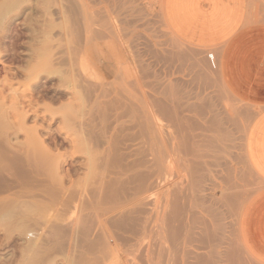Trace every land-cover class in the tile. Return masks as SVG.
<instances>
[{"label": "rangeland", "instance_id": "374dc122", "mask_svg": "<svg viewBox=\"0 0 264 264\" xmlns=\"http://www.w3.org/2000/svg\"><path fill=\"white\" fill-rule=\"evenodd\" d=\"M32 2H26L27 4V6L29 7V8H26L27 6L24 4V6H22V10L19 12L18 11V13H20L21 14V16H20V14H19V16H18V13H16V19H13L12 20V22H14V23H12L11 22V26H9L10 27V29L8 28L7 29V31H8V33L6 32L5 34H7V41L5 40L4 42V44L5 45H3L4 47V49H5V54L4 55H2V56H0V83H1V85H0V90L1 89H3V90H5L6 91V93L8 94H10V92L12 91V90H17L18 92H20L19 94H24L25 96H26V98L24 99V101H27V100H29V99H32L33 100V102H34V104H35V110H38V114L39 115H37V117H32V118H28L27 119V125H26V131L24 130V131H22V133H20L17 137H14V135H13V137L11 136V140H10V143H12V145L11 146H13V145H15L16 147H18V148H22L23 146L22 145H25L27 142H28V139L30 138V136H32V135H34V134H37L38 135V133H39V131H40V133H39V135L40 136H36V137H39V141L41 142V146H42V144H43V146L42 147H40V145H39V147H38V145H37V147H35L34 149H33V147H32V149L35 151L36 149V152L37 151H39L38 153H37V155L38 154H42L41 152H43V154L42 155H38V156H36V154L35 153H32L33 155H34V157H36L35 159L37 160V162L39 163V160L40 161H42L41 162V164H39L38 165V169H41V172H42V170H44V168L43 167H48L47 166V162L48 161H51V158L53 157L54 159L51 161V162H49V170H50V165L52 166L53 165V163L56 165V164H58V163H60L59 164V166H60V171H58V172H56V175H55V178H56V180H59L62 176H63V183H65L66 181H68L67 183L69 184H67V183H65V186H66V188L64 189L63 187H65V186H63V183L61 182H59L58 181V183H57V181H56V183L54 184V185H57V184H60V185H57V186H54V191H57V190H60V191H57V192H62V194H61V199L63 198V200L64 201H62L61 199V201H58V202H56L57 204H59V202H60V204H59V206L57 205V204H53L54 206H56L55 208H54V206L53 205H50V203L48 204H46L45 205V207H47V208H51V210L53 211V212H49V209H48V211H47V208H45L44 206H41V207H39L38 209V211L36 210H34L36 213H35V216H36V218H37V212H38V214H39V217H38V220L39 219H41V221H42V219H43V223H41L40 221H39V223H41V225H39V228H41L40 229V233H42L41 235L43 236V234H45L44 235V237H46V235L49 237V238H47V240H45V239H43L44 237H41V235H40V237L42 238H40L41 239V243H43L45 246L44 247H46V249H47V251L49 252L48 253V255L49 256H46L47 255V252L46 251H44V250H46V249H44V248H42V249H40L39 250V253L41 252V254H39V257H38V260H41V261H43V259H42V257H45L44 258V263L43 264H70V263H72V264H130V261L132 262V263H134L135 264V261H137V259L134 261V259L133 260H131V258H130V256H129V254H131V253H127V254H125V253H123V252H125V248H123L122 246H121V241L119 240V236L118 235H116V234H123L124 235V233L126 232V231H129L130 233L131 232H133L134 234L136 233V231L137 230H140L141 228H143L142 226H144L145 224H146V220L145 219H143L142 221H140L141 219L140 218H144V216H141V215H138V214H136V215H138V216H136L135 215V217H134V214L137 212V210L135 209V211H134V209H133V207L136 205V206H139V205H137V201H136V199L133 197V194H134V192H132L135 188H136V191L138 192L139 190H141V189H139V190H137L138 188L137 187H141V185L139 184L138 185V183H140V181L138 180V181H136L135 183L137 184V186H135V184L133 185V183H131V178H129L132 174H130V173H133V171H134V173H133V175L134 174H136V173H138V172H136V171H139V170H142V169H144V171H139L140 173H142V174H144L145 172L147 173H145V176L146 175H148V172H149V177H150V173H153V172H155V173H153L152 175H151V183L152 182H154V181H156L155 180V178L157 179V169L159 168L157 165H156V162H154L153 163V161H155V156H157L156 154V152H157V149H155V148H152V146H156V147H158V145H160V139H159V137H156L157 136V134H156V132H157V128H155V125H154V127H153V125H151V130H153V131H151L152 132V134H154V135H156V136H154V135H151V137L152 138H150V135H145V133L143 134V136L145 135V138L143 137V138H141L140 137V135L139 134H142L143 133V131L141 130V123L143 122V121H145V119H144V117H143V110H144V103L142 102L143 100H144V98H148L149 100L150 99H152V98H155V99H158V100H160V101H162L164 104H165V106L168 108V109H170L171 111H172V114L173 115H175V114H177L175 117V119H174V121L173 122H168V121H164V124H163V130L162 131H164L163 132V134L164 133H169L170 135H173V136H175V138L174 137H171L168 133L167 134H165L166 135V137H167V139H170L171 138V140H174L175 141V143H177V141L179 142V143H181L183 140H184V143L186 142V144L188 145V147H190V145H192V143H193V147L191 146L190 148H192V149H194L193 150V155L196 157H199V155L201 156V158H203L205 155H204V152L202 151L203 149H201L202 147H200V145L199 144H201V143H199V142H202V140L203 141H205V138L204 137H206V138H208V136L209 135H211L212 134V128H213V122H214V119H216L218 122H219V126H220V131H221V133L223 134H226V145L228 146V145H231V146H228L229 148H227V150H224V153H222L221 154V157H227L226 155H229V154H232V155H230V156H228V157H230L229 159L231 160L230 162H232V160H233V164L231 165V163L230 162H227V164H228V166H225L224 167V165H227L226 163L225 164H223V166L222 167H224V169H227L228 168V170H229V172L230 171H232L233 172V168L234 167H232V166H235V170H234V172L232 173V172H228L227 170H224V169H222L223 170V172H221V170L219 169V168H217L216 170H219V172H216V174H215V180L218 182V183H220L223 187L224 186H226V192H225V195L224 194H222V189H220V188H217L216 186V188L214 187V189H216V190H214L213 189V187H210V186H207V191H205V192H203V193H199L197 196L199 197H196L197 198V202L195 203V204H197L196 206H195V204L193 205V209H195L196 211H194L192 208H191V212H192V214H193V219L194 220H196L195 222H194V220L192 219V225L193 226H196V227H192V230H194L195 231V228H196V231H195V233L196 234H198L199 233V236L198 235H195L194 236V231H192L193 232V235H192V237H193V241L194 240H196V241H194L195 243V246L197 247V246H199V244H201V242H200V240H201V233H202V228H204V226H203V224H204V222H202L203 221V214L204 213H202L203 211H201V210H203L204 209V207L205 206H202V205H204V202H203V200H199V199H202V197L203 196H208L210 199H211V201L213 202L211 205H209L208 203V205L210 206V208L212 209V212L214 211L215 212V210L217 211V212H215L216 213V216L215 215H213V216H215V222H214V224H210V222H208L207 224V226H210V225H212V227L211 228H209V227H207V230L210 232V234H211V232L213 233V234H211V236H210V241H212L213 243L211 244L210 243V241H209V239L207 240V241H209V243L208 242H203L204 244L203 245H205L206 243L207 244H209V246H210V244L212 245L209 249H207V246L208 245H205L206 246V248L204 247V246H199V247H201V248H205V249H201V253H203V252H205V250L206 251H208V253H210V254H208L207 255V253H203V254H205V255H207V262L209 261V259H211V261H209L211 264H213L214 262H215V260H216V256H217V260H216V264H232L229 260H228V258H227V253L228 252H230V251H232V252H234V255H235V257H236V259H237V262L235 263V264H263V263H261L260 261H258L257 259H255L254 257H252L248 252H247V250L244 248V246H243V244H242V242H241V240H240V236H239V225H240V218H241V213H242V210H243V208H244V206H245V204H246V202L253 196V194L255 193V192H257L263 185H262V183H261V181L258 179V177L255 175V173H254V171H253V169H252V167H251V164H250V162L248 161V158H247V152H246V143H247V135H248V131H249V129H250V126H251V124H252V122L254 121V119H255V117L257 116V113H258V109H257V107H254L253 105H252V103H250V102H248V101H245V100H243V99H241V98H238V97H236L228 88H227V86H226V84H225V81H224V79H223V77H221L220 76V66H219V48H202V47H197V46H193V45H190V44H188V43H185L184 41H182L174 32H173V30L171 29V27H170V25H169V23H168V21H167V17H166V12H165V4H166V0H72L71 2H73V4H74V6L76 7V8H74L76 11H78V13H76V11H75V13L77 14V19L75 18V13L73 12V7H71V2H69L70 0H45V2L48 4H46V3H43L44 2V0H31ZM49 1V2H48ZM80 1V2H79ZM101 1V2H100ZM258 2H259V5H260V9H261V11L264 13V0H257ZM34 2H35V5H34ZM42 2V3H41ZM58 2V3H57ZM63 2H65V4L63 3ZM85 2H87V3H85ZM90 2V3H89ZM106 2V3H105ZM38 3V4H37ZM50 3H51V5H50ZM84 3V4H83ZM37 4V5H36ZM43 4V5H42ZM72 4V5H73ZM40 5V6H39ZM58 5V6H57ZM61 5H63L62 7H61ZM76 5H80V6H76ZM84 5H85V7H84ZM106 5V6H105ZM26 6V7H25ZM36 6V7H35ZM48 6V7H47ZM50 6V7H49ZM43 7H45V10H43ZM59 7V8H58ZM64 7V8H63ZM70 7H71V9H70ZM82 7H83V9H82ZM108 7H109V9H108ZM50 8V9H49ZM79 8V9H78ZM85 8V9H84ZM105 8V9H104ZM113 8V9H112ZM27 9V10H26ZM34 10V11H32V10ZM41 9V10H40ZM82 9V10H81ZM39 10H40V12H39ZM60 10V11H59ZM94 10H95V12H94ZM104 11V13H103V11ZM70 11H71V13H70ZM85 11V12H84ZM87 11H89V13H87ZM92 11H93V13H92ZM22 12H23V14H22ZM44 12H46V14L44 13ZM50 12H52V13H50ZM59 12L61 13H65L64 14V16H63V14L61 13V14H59ZM107 12H109L108 14H109V16H107ZM28 13V14H27ZM34 13H36V14H34ZM37 13H38V16H37ZM50 14V16H51V14H53V18H51L50 16H48V14ZM74 13V18L72 17V14ZM94 13H95V16H94ZM98 13H100V14H98ZM26 14H27V16H29V17H27L26 16ZM32 14H33V17L35 18H33V17H31L32 16ZM90 14H91V16H90ZM105 14H106V16H107V18H106V16H105ZM40 16V17H39ZM42 16V17H41ZM47 16V17H46ZM55 16H56V18H55ZM65 16H66V18H65ZM84 16V17H83ZM88 16V17H87ZM101 16L103 17V18H101ZM105 16V17H104ZM33 18V19H31V18ZM49 17H50V19H49ZM67 17L69 18V20L67 19ZM27 18H30V19H27ZM38 18H40V19H38ZM73 18V19H72ZM86 20V22L84 21V19ZM47 19V20H46ZM93 19V20H92ZM109 19V20H108ZM56 22H55V21ZM71 20V21H70ZM73 20V21H72ZM89 20V21H88ZM47 21V22H46ZM51 21L53 22L52 23V25H51ZM65 21V22H64ZM107 21V22H106ZM39 22L41 23V24H44V25H41V24H39ZM75 22V23H74ZM91 22H92V24H91ZM110 22V23H109ZM74 23V24H73ZM80 23V24H79ZM85 23H86V25L87 24H89V26L87 27L86 25H85ZM95 23V24H94ZM58 24V25H57ZM75 24H76V26H77V28L75 27ZM110 24H112V25H110ZM34 25V28L36 29L35 31H37V29L40 31H45L46 32V35H40V37L41 36H45L44 37V39H45V41L44 42H46L47 40H48V38L49 39H51V38H53L54 39V44L53 45H55V46H53L52 45V43H50L52 46H53V49L51 50L52 51V54L54 55V57L55 58H57V56L58 57H60L59 59H58V61L61 59V58H63L64 57V59L66 60H63L62 59V62L64 63H62V67H61V65H59V66H55V65H57V62L58 61H56V60H54L56 63H55V65H54V67L52 68V70H54V71H52V72H54V73H51V75H50V78H49V75H48V77L46 76V74L45 75H42L40 78H39V80H37V82L36 83H38V84H42V85H40V87H35V94L34 95H32L29 91L28 92H25L26 90H27V88L28 89H31V88H29V86L28 87H26L25 86V83H26V77H21V76H18V77H16L15 78V73L18 71V67H21L22 65H23V62L21 61L20 63H19V61L20 60H22L23 59V57H21V58H19V57H17V55L18 56H20V55H23V53L25 54V59L27 60L28 58H29V60L31 59L29 56H28V54H30V52H28L29 51V47H31V44H33L34 46V48H36V47H38V45L36 46V42L35 41H33L32 40V38H31V36H33V34L32 33H30V32H33V28H32V26ZM35 25H36V27H35ZM46 25V26H45ZM92 25V26H91ZM103 25V26H102ZM38 26V27H37ZM41 26H43V28L41 27ZM45 26V27H44ZM56 26V27H55ZM58 26V27H57ZM97 26V27H96ZM111 26H113V27H111ZM40 27V28H39ZM46 27L48 28L49 27V29H52V27H53V34L55 35H53L52 33V35L51 36H49V34H48V31H51L52 32V30H49V29H46ZM92 27V28H91ZM95 29H94V28ZM104 27V28H103ZM106 27V28H105ZM55 28V29H54ZM75 28V29H74ZM91 28V31H93V32H91L89 29ZM100 28V29H99ZM114 28V29H113ZM32 30V31H29V30ZM79 29V30H78ZM11 30V31H10ZM47 30V31H46ZM54 30H56V31H54ZM76 31V33L74 34V32ZM101 30V31H100ZM123 30V31H122ZM14 31V32H13ZM39 31H37V32H39ZM40 31V32H41ZM78 31V32H77ZM85 31H87V33L85 32ZM114 31V32H113ZM12 32V33H11ZM36 32V33H37ZM84 32V33H83ZM91 32V33H90ZM10 33V34H9ZM57 33L59 34L60 33V35L58 36L57 35ZM73 33V34H72ZM80 33V34H79ZM102 33V34H101ZM112 33H114V36H113V34ZM31 34V35H30ZM38 34V33H37ZM77 34V35H76ZM78 34H79V36H78ZM88 34V35H87ZM115 34H117L118 35V37H117V35H115ZM28 35H30V36H28ZM73 35H76L75 37L73 36ZM86 35V36H85ZM98 35V36H97ZM23 38H22V37ZM58 36V37H57ZM80 38L81 36H83V37H81V40H79V38ZM88 36V37H87ZM12 37V38H11ZM17 37V38H16ZM20 37V38H19ZM30 39H29V38ZM42 37V38H43ZM46 37H48L47 38V40H46ZM51 37V38H50ZM56 37V38H55ZM72 37V38H71ZM108 37V38H107ZM117 37V38H116ZM42 38H39V39H41L42 40ZM75 38V39H74ZM90 39V40H88V39ZM95 38V39H94ZM18 41H17V40ZM39 39H38V42H39ZM43 39V40H44ZM59 39V40H58ZM61 39V40H60ZM84 39H87V40H84ZM94 39V40H93ZM20 40V41H19ZM40 40V41H41ZM43 40L41 41V43L39 42L38 44H41V45H43V44H47V42L46 43H44L43 42ZM81 42V43H79V41ZM93 40V41H92ZM120 40V41H119ZM52 41V40H51ZM51 41H49V42H51ZM59 41H61V42H59ZM63 41V42H62ZM65 41V42H64ZM74 41H75V43H74ZM82 41H84V42H82ZM14 42V43H13ZM29 42H33V43H29ZM49 42H48V45H47V47L48 48H46V49H48V51H50L49 50V48H51L52 46L49 44ZM56 42H58V43H56ZM86 42V43H85ZM87 42H89V43H87ZM91 42V43H90ZM13 43V44H12ZM21 43V44H20ZM27 44V45H23V44ZM59 43H60V45H59ZM62 43V44H61ZM79 43V44H78ZM120 43V44H119ZM123 43V44H122ZM85 44V45H84ZM15 45H18V46H15ZM20 45H23L22 47L20 46ZM41 45H39L40 47H38V48H43ZM58 46V48H57V46ZM77 45H79V46H77ZM81 45H83V46H81ZM25 46V47H24ZM36 46V47H35ZM44 46V45H43ZM46 46V45H45ZM60 46V47H59ZM66 46V47H65ZM122 46V47H121ZM27 47V48H26ZM63 47V48H62ZM82 47H83V49H82ZM85 47V48H84ZM20 48V49H19ZM22 48V49H21ZM65 49H66V51H65ZM11 52H10V51ZM14 50H15V53H14ZM22 50H24V51H22ZM56 50V51H55ZM63 50H64V52H63ZM83 50V51H82ZM17 51H18V53H17ZM22 53V54H20V52ZM55 51V52H54ZM12 53H14V54H12ZM48 53V52H47ZM50 53V52H49ZM57 53V54H56ZM64 53V54H63ZM65 53H66V55H65ZM13 55V56H12ZM63 55V56H62ZM4 56V57H3ZM14 56H16V57H14ZM209 56H213V58H214V60L216 61V64H217V68L215 69V68H213L212 67V65H211V62H210V59H209ZM41 57V56H40ZM40 57L39 56H37L36 58L38 59H36L35 58V60L33 61L32 60V62H35V61H40V60H42V59H40ZM77 57V58H76ZM14 58V59H13ZM19 60H18V59ZM55 58H53V59H55ZM76 58V59H75ZM17 59V60H16ZM99 59V60H98ZM76 60V61H75ZM103 60V61H102ZM17 61V62H16ZM72 61H73V63H72ZM79 61V62H78ZM30 62H31V60H30ZM31 62V63H32ZM36 63V62H35ZM35 63H33V64H35ZM39 63H41V62H39ZM43 63V62H42ZM61 64V60L58 62V64ZM66 63V64H65ZM74 63L76 64L75 66H74ZM22 64V65H21ZM32 64V65H33ZM37 64V63H36ZM77 64H78V66H77ZM64 65H66V67L64 66ZM79 65H80V67H79ZM24 67H26V64H25V66ZM56 67V75H54L55 74V68ZM75 67L76 68H78V69H75ZM64 68V69H63ZM73 68H74V70H73ZM13 69V70H12ZM61 69H63V70H61ZM69 69V70H68ZM11 70V71H10ZM61 71L62 73V75L64 76V74H66L65 75V77H62L63 78V82L62 83H60L61 84V89H60V87H59V81L62 79L61 77H59V76H61V75H57V71ZM78 70H81L82 72H81V74H79L80 72H77ZM71 71H73V72H71ZM15 72V73H14ZM75 72V73H74ZM107 72H111V73H109V74H106ZM60 73V72H59ZM77 75V77L74 75ZM68 74V75H67ZM78 74H79V76H78ZM6 75L7 76H9V77H6ZM14 76V78L12 77V76ZM69 77V78H67V79H65L66 77ZM75 77V78H72V77ZM80 76H81V79H80ZM5 77L8 79V80H10L11 82H12V86H9L8 84H6V83H4V79H5ZM79 77V78H78ZM11 78V79H10ZM55 78V79H54ZM16 79V80H15ZM60 79V80H59ZM79 79V80H78ZM14 80V81H13ZM26 80V81H25ZM57 80H59V81H57ZM80 80H81V82H80ZM40 81V82H39ZM46 81V82H45ZM67 81H69V82H67ZM74 81H79L78 83L80 84V86H81V88H80V86H79V84L78 83H76V82H74ZM66 82V83H65ZM74 84H73V83ZM166 82V83H165ZM36 83H34L33 81H32V85L33 84H36ZM70 83V84H69ZM91 83H92V85L94 84L95 86H92L91 85ZM56 84V85H55ZM63 84V85H62ZM67 84V85H66ZM69 84V85H68ZM75 84L77 85V87H75ZM84 84V85H83ZM91 85V86H89V85ZM30 85H31V83H30ZM45 85V86H44ZM55 85V86H54ZM64 85H65V87H64ZM87 85H88V87L89 88H87V90H86V87H87ZM54 86V87H53ZM63 86V87H62ZM83 86V87H82ZM97 86V87H96ZM101 86V87H100ZM103 86V87H102ZM69 87V88H68ZM96 89V92L98 93V95H96V92H95V90H94V88ZM169 87V88H168ZM6 88H7V90H6ZM11 88V89H10ZM44 88V89H43ZM48 88H49V90H48ZM84 90H83V89ZM92 88H93V91H94V93H95V95H94V93H93V91H92ZM98 88V89H97ZM105 88V89H104ZM168 88V89H167ZM78 89V90H77ZM80 89H82V91H84V92H82V93H89L90 95L91 94H93V95H91V97H90V95L88 96H81L82 94L80 93L81 92V90ZM121 89V90H120ZM32 90V89H31ZM44 90V91H43ZM86 90V91H85ZM100 90V91H99ZM104 90V91H103ZM120 90V91H119ZM122 90L124 91V93L122 92ZM127 90V91H126ZM38 91V92H37ZM61 91V92H60ZM66 91V92H65ZM88 91V92H87ZM90 91V92H89ZM106 91V92H105ZM181 91V92H180ZM105 92V93H104ZM121 92V93H120ZM158 92V93H157ZM60 93V94H59ZM46 94V95H45ZM62 94V95H61ZM101 94H106V96H105V98H104V96L103 95H101ZM183 94V95H182ZM49 95V96H48ZM81 97H83L82 98V100L83 101H85L86 100V98L87 97H90L89 98V100H88V104L90 105H88L87 104V100L85 101L86 102V104H87V106H89V108L90 107H92V108H90V110L89 109H87L88 107L86 106V104H84L85 105V107H87L86 109H85V107H84V109L87 111V112H89V113H91V115H96V118H98V116H99V114H100V116H102V117H104V118H107V120H109L108 121V124L106 123L105 125H104V122H106L107 120L105 119V120H103L102 122H100L101 121V118L99 117L98 119L99 120H97V123H98V125H99V127H98V130H101V128L103 127V126H105V127H103V129H102V131H105V134L107 135V130H109V137L110 138H112V141H111V139L107 136V138H109V139H107L106 138V135H104L105 137H103L102 139H103V144L105 145H102L98 150L100 151V149H101V153L103 152V153H105V155H107V154H109V151H111V153L112 154H109V155H107L108 157L110 156V158H111V155L114 157L115 156V154L116 155H118V158L115 156V158L116 159H118L117 160V162H119V160L121 159V157H122V160H120L122 163H123V166H125L126 164H129V162H130V168H132V169H134L133 168V166H135V169H138V170H133L132 171V169H130L129 168V170H131L130 171V176H129V174H128V179H127V177L125 178V179H127L126 181L130 184V186L127 184V183H125L124 182V180L125 179H118V180H120V184H121V182H122V180H123V185H121L123 188H124V186L127 184V188H129L130 187V189H131V193L129 192L130 191V189H128V190H126V192L128 191V193H125V190L123 191V193L124 194H126V197L127 198H124V200H123V198L121 199V197L120 196H118V195H120V194H118L117 196H115V194L113 195V196H115V197H117V198H115V202H116V200H118V197H120L119 199H121V200H123V201H125L126 199L128 200V201H126V202H131L132 204H134V205H132L131 203L129 204V206H127L128 204L127 203H125V204H123V203H121V202H123V201H120V200H118V201H120L119 203H117V204H123L122 205V207H120V206H118V205H113V203L114 202H112V206L113 207H111V205H109L105 200L106 199H104V201L106 202V204L110 207V208H106V206L104 205V204H99V203H101V201H102V199H103V197H104V195H102V193L104 194V190L105 189H103V190H101V191H103L102 193H101V197H100V195H98V194H100V193H98L99 191H100V189H102V187L101 188H99V191L96 189V187H98L99 186V182L97 183L98 185H96V183H95V181H93L94 182V185L92 186L91 184H90V186L92 187H89L88 185H89V182H88V178H84V176H85V174H86V176L85 177H88L87 175V173H92L91 172V170L89 171V168H85L86 166H85V164H87V167L89 166V165H91V163H93L94 165H95V162H97L98 163V165L101 163V161H103L104 160V154H103V156L101 157L100 156V154H98L101 158H102V160L100 159V157L97 155V153L95 152H93V151H96L97 149H94V150H92V154H90V155H88L85 151H84V149H83V146L81 145V144H79L81 147V149H83L82 151H83V155H81L80 154V151H81V149H78V147H79V145H78V142H81V141H79L78 139H80L81 140V135H80V138L79 137H76L75 136V134L76 133H74V131H75V128H76V126L75 127H73L72 126V124L70 123L71 121H69V120H67V118H66V116L65 115H68V114H71V115H73L74 113V115L73 116H75L76 115V113L77 114H79L80 112H81V110L82 109H80L81 107H83V101L82 100H80V96ZM121 95V96H120ZM129 95L132 97H129ZM134 95L136 96V98L134 97ZM142 95H146L145 97L143 96L142 97ZM30 96H31V98H30ZM59 96H61L60 98H59ZM65 96V97H64ZM95 97V98H93V97ZM100 96V97H99ZM111 96V97H110ZM149 96V97H148ZM102 97V98H101ZM107 97V98H106ZM109 97V98H108ZM93 100H92V99ZM99 98H101V100H99ZM118 98V100H120V101H118V100H113V99H117ZM129 98V99H128ZM74 101H76V103L74 102L73 103V100ZM88 99V98H87ZM90 99L92 100V101H90ZM113 101H112V100ZM122 99V100H121ZM123 99H124V101H123ZM125 99H127V100H125ZM37 100V101H36ZM60 100V101H59ZM140 100H142V101H140ZM55 101V102H54ZM57 101V102H56ZM98 102L99 103V101H100V103H99V105H97V106H95V102ZM105 101V102H104ZM107 101H109V105H110V107L108 106H105L104 104L105 103H107ZM117 101H118V104H117ZM122 101L123 102H126V103H122ZM140 101V102H139ZM73 104H72V103ZM94 104H93V103ZM115 102V103H114ZM119 102H120V104H119ZM138 102V103H137ZM71 103V104H70ZM98 103H96V104H98ZM140 103H141V105L142 106H140ZM168 103H169V105H168ZM172 103V104H171ZM176 105L177 104V106H174V104ZM70 104V105H69ZM78 104V105H77ZM81 106H80V105ZM100 104H101V106H100ZM137 104H139V105H137ZM167 104V105H166ZM190 104V105H189ZM28 101H27V103H26V105H24V106H26L27 108H28ZM45 105V106H44ZM60 105L63 107V108H61L60 107ZM74 105H76L75 107H77V109H75V107H71V106H74ZM125 105V106H124ZM170 105H173L172 107L170 106ZM181 105V106H180ZM187 105V106H186ZM78 106L80 107V108H78ZM100 106V107H99ZM58 107H60L61 109H62V112H60V108H58ZM93 107H95V108H93ZM98 109H97V108ZM117 107V108H116ZM124 107H126V108H124ZM26 108V109H27ZM49 110H48V109ZM72 108V109H71ZM118 108H120V109H118ZM172 108V109H171ZM191 108V109H190ZM29 109V108H28ZM27 109V110H28ZM63 109H65V110H67L66 112H67V114L65 113V115H64V113L63 112H65V110L63 111ZM79 109V113L76 111L75 112V110H78ZM102 109V110H101ZM176 109V110H175ZM178 109V110H177ZM51 110V111H50ZM74 110V111H73ZM99 110H100V113H99ZM114 110V111H113ZM139 110H141V112H138ZM204 110V111H203ZM214 110V111H213ZM56 111H58V112H56ZM71 111V112H70ZM97 111V112H96ZM125 111H126V114H127V116L128 117H125ZM130 111H134V113H131ZM170 111V112H171ZM182 111V112H181ZM186 111V112H185ZM194 111V112H193ZM48 112V113H47ZM107 112H108V114H107ZM115 112V113H114ZM188 112H190V113H188ZM199 112V113H198ZM63 113V114H62ZM118 113V114H117ZM136 113V114H135ZM185 113V114H184ZM55 114V115H54ZM129 114V115H128ZM137 116L136 118H133V116ZM138 114V115H137ZM142 114V115H141ZM196 114H198V115H196ZM205 114V115H204ZM64 115V116H63ZM109 115V116H108ZM117 115H118V117H119V119H118V117H117ZM120 115V116H119ZM132 117H131V116ZM211 115V116H210ZM40 116V117H39ZM55 116V117H54ZM77 116H79V115H77ZM107 116V117H106ZM112 116H113V118H112ZM114 116H116V117H114ZM124 116V117H123ZM131 118H130V117ZM193 116V117H192ZM209 116H210V119H208L209 118ZM213 116V117H212ZM38 117H39V119H38ZM51 117H53V119L51 118ZM64 117V118H63ZM122 118V120H121V118ZM178 117H180L179 118V120H177V118ZM215 117V118H214ZM44 118V119H43ZM57 118V119H56ZM104 118H102V119H104ZM125 118V119H124ZM127 118V119H126ZM183 118V119H182ZM196 118V119H195ZM36 119V120H35ZM41 119V120H40ZM62 119H64V121L66 122H64ZM115 119H118L119 121L117 122ZM134 119H136V120H134ZM188 119V120H187ZM189 119H190V121H189ZM193 119V120H192ZM116 122H115V121ZM121 120V121H120ZM124 120V121H123ZM134 120V121H133ZM140 122H138V121ZM141 120H142V122H141ZM188 121L190 124H188L186 121L185 122H183V124H181V121ZM208 120V121H207ZM212 120V121H211ZM12 121V120H11ZM40 121V122H39ZM44 121V122H43ZM137 121V122H136ZM64 122V123H63ZM72 122H74V121H72ZM38 123H40V124H38ZM71 124V128L72 129H74V130H72V134H71V132H70V136H68V132L69 131H71L70 129V124ZM75 123V122H74ZM73 123V124H74ZM121 124L120 126H118V124ZM122 123H124V124H122ZM126 123V124H125ZM168 123H170V125L172 126L171 128L173 129H171L170 127H169V124ZM173 123H175V124H173ZM204 123V124H203ZM207 123H209L211 126H209V124H207ZM35 124V125H34ZM64 124V125H63ZM67 124V125H66ZM111 125L112 127H115V124H116V127H115V129L116 128H118V131H117V129H116V131H114V128L112 129V127L110 126V128H106L107 127V125ZM128 124V125H127ZM134 124V125H133ZM167 124H168V126H167ZM200 124V125H199ZM205 124H207V128L208 129H206V126H205ZM38 125V126H37ZM97 125V126H98ZM102 125V126H101ZM124 125H125V127H124ZM197 125V126H196ZM202 125V127H200ZM41 126H44V127H42L41 128ZM188 126V129H186L185 127H187ZM51 127V128H50ZM66 127V128H65ZM119 127H121L122 129H125L124 130V132H123V134L125 135V133H126V135L124 136H122V129H119ZM173 127H175V128H173ZM200 127V128H199ZM66 129V130H64V129ZM100 128V129H99ZM182 128V129H181ZM191 128V129H190ZM47 129V130H46ZM105 129V130H104ZM135 129V130H134ZM165 129V130H164ZM178 129V130H177ZM206 129V130H205ZM28 130H31V132H29ZM35 130V131H34ZM36 130H37V132L38 133H36ZM45 132H44V131ZM50 130H51V132H50ZM76 130H78V129H76ZM115 132V134H114V132ZM194 130H196V131H194ZM200 132H199V131ZM34 131V132H33ZM68 131V132H67ZM166 131V132H165ZM175 131V132H174ZM210 131V132H209ZM113 134H112V133ZM121 132V133H120ZM154 132V133H153ZM181 132V133H180ZM195 132V133H194ZM28 133V134H27ZM31 133H33L32 135H31ZM42 133V134H41ZM79 133V132H78ZM77 133V134H78ZM120 133V134H119ZM128 133V134H127ZM172 133V134H171ZM206 134V136H204L205 134ZM25 134V135H24ZM27 134V135H26ZM49 134V135H48ZM54 134V135H53ZM76 134V135H77ZM204 134V135H203ZM208 134V135H207ZM50 135H51V137H50ZM60 135V136H59ZM114 135V136H113ZM115 135L116 136H118V137H121V138H115ZM128 135H129V137H128ZM136 135V136H135ZM16 136V135H15ZM78 136H79V134H78ZM138 136V137H137ZM191 136V137H190ZM194 138H193V137ZM202 136V140H201V137ZM72 137H74L73 139H71ZM113 137L117 140V141H119V140H121V142L119 141V143H121V144H119L118 142L116 143V144H114L115 143V139H113ZM125 137V139H126V137L127 138H129V140H128V142L126 141L125 142V148L124 149H122L123 147H124V141L122 142V139ZM134 137H136L135 139H134ZM156 137V138H155ZM197 137H198V139H200L199 141H197L198 139H197ZM17 138V139H16ZM138 138H139V140H138ZM173 138V139H172ZM188 138V139H187ZM193 138V141H192V143H190L191 142V139ZM18 139H20L19 141H17ZM51 139V140H50ZM54 139V140H53ZM71 139V140H70ZM76 139V140H75ZM125 139H123V140H125ZM131 139V140H130ZM145 139V140H144ZM148 139V140H147ZM22 140L23 141H27V142H24L25 144H23L22 143ZM55 140H56V142H55ZM73 140V141H72ZM107 140V141H106ZM127 140V139H126ZM190 140V141H189ZM42 141H45V142H42ZM65 141H67V142H65ZM70 141H72L71 143H70ZM78 141V142H77ZM114 141V142H113ZM130 141V142H129ZM134 141V142H133ZM148 141H149V143L150 144H153V145H149V143H148ZM174 141H172V142H174ZM195 141H197V142H195ZM14 142V143H13ZM21 142V143H20ZM63 142V143H62ZM77 142V143H76ZM109 142V143H108ZM207 142H208V140H207ZM46 144V146H45V144ZM56 143V144H55ZM76 145H75V144ZM141 143V144H140ZM143 143V144H142ZM205 143V142H204ZM16 144H19V145H21V146H17ZM57 144H60V146L58 145V146H56ZM118 144H119V146H118ZM138 144V145H137ZM146 144H148V145H146ZM157 144V145H156ZM75 146V148L73 147V146ZM78 145V146H77ZM127 145V146H126ZM142 145H143V147H142ZM144 145H145V147H144ZM195 145V146H194ZM11 146H7V149L9 148L10 149V147ZM14 146V147H15ZM120 146L122 147L121 148V150H124V151H120ZM128 146H130V147H128ZM134 146V147H133ZM15 147V148H16ZM49 147H51V149L53 150H51ZM106 147V148H105ZM128 147V148H127ZM137 147H139L138 149H137ZM142 147V148H141ZM15 148H13V149H15ZM54 148V149H53ZM150 150H148V149ZM41 149H42V151H41ZM44 149H46V150H44ZM55 149H57V150H55ZM62 149V150H61ZM72 149H73V151H75V149H76V151H79V152H77V156H76V153H74L73 151H72ZM104 149H105V151H104ZM125 149H127V152L125 151ZM151 149H154V153H151L152 154V156L151 157H153V158H151L149 155H151L150 154V152H151ZM196 149H199L200 150V152L202 153H200L199 151H197ZM229 149V150H228ZM16 150H17V148H16ZM22 152H23V150L22 149H20ZM50 150H51V154H50ZM56 152H55V151ZM98 150H97V152H98ZM119 150V151H118ZM145 150V151H144ZM195 150H196V152L197 153H199V154H197V153H195ZM33 151V152H34ZM67 151H70L69 153L67 152ZM71 151L75 154V156L74 155H72V153H71ZM75 151V152H76ZM81 151V152H82ZM130 151V152H129ZM139 151V152H138ZM227 151V152H226ZM47 152H48V154H47ZM60 152V153H59ZM64 152V153H63ZM144 152V153H143ZM6 153V152H5ZM53 153L54 154H57L58 156H59V158H58V156H55V155H53ZM67 153V154H66ZM80 155H79V154ZM100 153V152H99ZM107 153V154H106ZM113 153H115V154H113ZM125 153H127V154H125ZM128 153H131L130 155L128 154ZM226 153V154H225ZM61 154V155H60ZM70 154H71V156H70ZM134 154V155H133ZM148 154V156L149 157H147L146 155ZM197 154V155H196ZM52 155V156H51ZM85 155H87V156H85ZM122 155V156H121ZM128 155V156H127ZM140 155V156H139ZM44 157L43 158V160H41L42 159V157ZM50 157L49 159H47L48 157ZM68 156V157H67ZM107 156L105 157L106 159H107ZM139 156V157H138ZM143 156V157H142ZM37 157H39L40 159H38ZM55 157H56V159H55ZM62 157V158H61ZM66 157V158H65ZM72 158L71 160L69 159V158ZM112 157V158H113ZM120 157V158H119ZM123 157H125L124 158V160H123ZM129 157V158H128ZM146 157L148 158V159H146ZM60 158H61V161H62V164H61V162H60ZM84 158H85V160H84ZM111 159V161H116V159ZM151 158V159H150ZM63 159V160H62ZM66 159V160H65ZM89 159H91V160H89ZM198 159V158H197ZM56 160V161H55ZM65 160V161H64ZM73 160V161H72ZM84 160V161H83ZM91 161V162H89V161ZM96 160V161H95ZM142 160L143 161H145V163H147L148 165H150V166H152V167H150V166H146L145 164H144V162H142ZM148 160V161H147ZM44 161H47V162H45V163H47V164H45L44 163ZM67 161V162H66ZM77 161V162H76ZM79 161V162H78ZM81 161V162H80ZM85 161H87L86 163H85ZM111 161H110V164H114V162L113 163H111ZM128 162V163H126V162ZM150 161H152V163L150 162ZM65 162V163H64ZM89 162V163H88ZM103 162H105V160L103 161ZM131 162L133 163V164H131ZM137 163H140V166H142L141 164L143 163L144 165H143V168L141 169V167L140 166H138V167H136V164ZM152 164H150V163ZM78 163V164H77ZM80 163V164H79ZM84 165H83V164ZM96 163V164H97ZM122 163H120V164H122ZM126 163V164H125ZM230 163V164H229ZM45 164V165H44ZM70 164V165H69ZM71 164H73V165H75V166H73V165H71ZM117 163H115L114 164V166L116 165ZM155 164V167H156V171L154 170L153 171V169L155 168L153 165ZM64 166V167H63ZM73 166V167H72ZM83 166V167H82ZM113 165H110V167H112ZM113 166V170H110V171H114V170H116L115 169V167ZM145 166V167H144ZM40 167V168H39ZM42 167V168H41ZM78 167H80L79 169H77ZM118 168L119 167H121V166H117ZM147 167H150L149 169L147 168ZM158 167V168H157ZM69 168V169H68ZM71 168V169H70ZM97 168V167H96ZM95 167H94V169H96ZM122 168V167H121ZM121 168H119L120 170H121ZM124 168V167H123ZM127 169H128V167H126ZM124 169V170H127V169ZM151 168H152V170H151ZM58 169V170H59ZM64 169V170H63ZM88 169V170H87ZM94 169H92V170H94ZM99 169V168H98ZM98 169H96V171L94 170V172L96 173H92V175L94 174L95 176L97 175V177H101V175L102 174H104V173H102V172H104L101 168V170H102V174L100 173V171L98 170ZM110 169H112V168H110ZM118 169V170H119ZM148 169V170H147ZM48 169H46L45 170V172L47 171ZM68 170V171H67ZM78 170V171H77ZM88 172H87V171ZM117 170V171H118ZM119 170V171H120ZM124 170L122 169L121 171L122 172H124ZM146 170V171H145ZM150 170V171H149ZM159 171H160V169H158ZM62 171H63V173H62ZM65 171V172H64ZM75 171H77L78 173H76ZM117 171H114V172H116L117 173ZM118 171V172H119ZM152 171V172H151ZM158 171V172H159ZM225 171H226V173H225ZM48 173H50L49 171H47ZM69 172V173H68ZM129 172V171H128ZM52 173V175L54 174L53 172H51ZM50 173V174H51ZM58 173V174H57ZM69 174V175H67V174ZM71 173V174H70ZM207 173H208V171H207ZM43 174H45V175H43ZM43 174L41 173V176L43 175V176H45V177H47V174L46 173H44L43 172ZM62 175V176H58V175ZM73 174H75L74 176H73ZM106 174V173H105ZM119 174V173H118ZM142 174H136V176H139V175H142ZM231 174H232V176L234 177V175H235V177L233 178L232 176H231ZM51 175V176H52ZM64 175H66V177L67 178H65V176ZM91 175V176H92ZM94 175L91 177L90 175V180H92V178L94 177ZM120 175V174H119ZM182 175H185V176H187L186 175V173L184 174V173H182ZM237 175V176H236ZM49 176V175H48ZM51 176H49V177H51ZM68 176H69V178H68ZM71 176V177H70ZM108 175H106V177H107ZM110 176V175H109ZM108 176V177H109ZM112 176V178H113V180L116 178L115 177V175H111ZM118 178H120V176H118V175H116ZM123 176H124V174H123ZM123 176H121V177H123ZM135 176V175H134ZM229 176V177H228ZM53 177V176H52ZM140 177V178H139ZM138 178L139 179H142V178H144V177H142V176H139ZM142 177V178H141ZM153 177V178H152ZM41 178H43V177H41ZM58 178V179H57ZM94 178H96V177H94ZM109 178H111V177H109ZM111 178V179H112ZM147 178H148V176H147ZM146 177H145V179H147ZM67 179H69V180H67ZM71 179V180H70ZM77 179H78V181H77ZM88 179V180H87ZM98 179V178H97ZM134 179H136L135 177H133V180ZM149 179V178H148ZM147 179V180H148ZM154 179V180H153ZM87 180V182L88 183H85L87 186H85V190L86 189H88L89 191L88 192H86L83 188H84V186H83V182H85ZM96 180V179H95ZM107 180V181H106ZM108 178H105V184L106 185H104V186H106V187H111V185L113 184V183H111L110 181V183H111V185H107L108 183ZM117 180V178L115 179V181ZM229 181V183H231L232 185H230L229 186V184L227 185V182H224V181ZM71 181H72V183H71ZM76 181V182H75ZM97 181H100V179L99 180H96V182ZM115 181H113V182H115ZM73 184L75 187L77 186V188H75L74 186H71V184ZM133 182V181H132ZM78 183H80V184H82L81 186H80V184H78ZM118 183V185H119V187H120V184ZM147 183L149 184L150 182H148L147 181ZM226 185H225V184ZM84 184V185H85ZM115 184H117V183H114V185ZM125 184V185H124ZM79 185V186H78ZM102 184H100V186H101ZM113 185V186H114ZM118 185L117 186H114L113 187V189H112V191L114 192V190H116V187H118ZM60 186H63V187H60ZM71 186V187H70ZM95 186V187H94ZM99 186V187H100ZM132 186V187H131ZM234 186V187H233ZM69 189H68V188ZM72 187H74V190L76 191V192H78L77 194H76V192L72 189ZM78 187H79V189L80 190H78ZM93 187H94V190L96 189L98 192H96V191H92V189H93ZM105 187V188H106ZM126 187V186H125ZM208 187H210V188H208ZM82 188V189H81ZM104 188V187H103ZM112 188V187H111ZM115 188V189H114ZM121 188V187H120ZM119 188V189H120ZM142 188V187H141ZM211 188H212V191H211ZM230 188V189H229ZM66 189H67V191H66ZM72 190V192H71V190ZM118 189V188H117ZM125 189V188H124ZM52 190V189H51ZM70 190V191H69ZM82 190H83V193H84V195H85V192L87 193L86 195H85V197L83 196V193H82ZM121 191L123 190L122 188L120 189ZM119 190V191H120ZM213 190H214V192H213ZM54 191H52L54 194H53V197H54V199H55V196L59 199V195H56L57 193H55ZM73 191H74V193H73ZM100 191V192H101ZM111 190H109L108 192H110ZM121 191H120V193H121ZM135 191V190H134ZM135 191V193H137ZM209 191H211V192H209ZM48 192H51V191H48ZM89 192H91V193H89ZM94 192H96L97 193V195H93V194H95ZM106 192H107V190H105V194H106ZM107 192V194H109ZM65 193H67V194H65ZM69 193H72L73 195V197H75L74 195L76 194V198H74L73 200L72 199H69V200H72L73 202L71 203L70 202V204L69 205H67V202L65 201V199L67 198L68 199V194ZM112 192H110V194H111ZM116 193V192H115ZM117 193H119L118 192V190H117ZM116 193V194H117ZM123 193H121L122 195H123ZM205 193H208V195L207 194H205ZM50 194V193H49ZM49 194H47L46 195V198L48 199L49 197H51L52 198V196H50ZM59 194V193H58ZM65 194V195H64ZM106 194V195H107ZM40 195V194H39ZM49 195V196H48ZM64 195V196H63ZM79 195V196H78ZM90 195L91 196H94V202H96V203H92L91 201H92V199L90 198ZM112 195V194H111ZM132 195V196H131ZM65 196H66V198H65ZM78 196V197H77ZM82 196L84 197V198H82ZM95 196H96V198H95ZM109 196V195H108ZM112 196V197H113ZM125 196V195H124ZM124 196H122V197H124ZM72 197V198H73ZM88 197V198H87ZM98 197H100V198H102V199H100L101 201H99L98 200ZM111 197V198H112ZM129 197V198H128ZM131 197V198H130ZM51 198H49V199H51ZM70 198H71V195H70ZM89 200V202H91L92 204H90V207L91 208H89V206H84V205H86V203L88 202V200ZM90 198V199H89ZM104 198H107V197H104ZM109 198V197H108ZM75 199H78V200H76L75 201ZM81 199H83V201L81 200ZM132 199H133V201L134 202H132ZM28 200V199H27ZM69 200H67V201H69ZM112 200V199H111ZM32 201V200H31ZM46 201H48V200H46ZM85 201H86V203H85ZM108 202H109V200H107ZM112 201H114V200H112ZM117 201V202H118ZM201 201L203 202V204H201ZM220 201V202H219ZM28 202H30V200H28ZM62 202V203H61ZM64 203V204H63ZM69 203V202H68ZM82 203H84V207L85 208H83V206H82ZM109 203H111V202H109ZM136 203V204H135ZM198 203H200L201 205H200V207H202V208H199V210H198V206H199V204ZM218 203V204H217ZM72 204V205H71ZM74 204V205H73ZM76 204H78V205H76ZM95 206H94V205ZM207 204H206V207H207ZM219 204H221V205H219ZM63 205H66V206H69V207H71V206H73L72 208H73V210H71V209H69L68 210V208L69 207H66V209H64L63 208ZM89 205V204H88ZM96 205H100L99 206V208H101L100 210H99V208H98V206H96ZM132 205V206H131ZM141 205V204H140ZM151 205V204H150ZM154 205V204H153ZM49 206V207H48ZM53 206V207H52ZM61 206H62V208H61ZM115 206L117 207H120L119 209L118 208H116L115 209ZM123 206H125V207H123ZM145 206V205H141L140 207H139V209L138 210H140V212H138L139 214H143L145 211H147V212H149V210L151 211V208H153L152 209V212H149L150 214H146V213H144L143 215H147V216H145L146 217V219H147V221L149 220V221H151L150 219H152V217L154 216L155 217V214H153L154 213V209H156V207H154V206H151V207H149L148 205H147V207H149L150 209H148L147 208V210H146V207H144L145 209H143V207ZM59 207V208H58ZM77 207V208H76ZM81 207V208H80ZM89 209H88V208ZM94 207H95V209H98V211H96L95 209H94ZM126 207H127V209L130 207V209H128L129 210V212H128V210L126 211V212H128V216L130 217V216H132L131 214H133V217H130V219H129V217H128V219H125V217H124V213H125V209H126ZM195 207V208H194ZM93 208V209H92ZM102 208L104 209V211L102 210ZM105 208L106 209H115L116 211H112V214H109V211L111 212V210H107L108 211V216H110V217H108L107 216V213H105L106 215L105 216H107V217H103V218H106V219H104L103 220V218H101V217H99V221H98V218H97V216H104V212H107L106 210H105ZM122 208V209H121ZM125 208V209H124ZM132 208V209H131ZM141 208H142V213H141ZM197 208V209H196ZM44 209H46V210H44ZM80 209V210H79ZM82 209H85L86 210V212H85V210H82ZM93 210V212H91L92 210ZM189 209V208H188ZM201 209V210H200ZM210 209V210H211ZM65 210H67L66 212H68L69 211V213L71 214H67L66 212V214L67 215H69V216H67V215H63L61 218H59V216H58V218H57V214H59L60 216H61V214L60 213H58V212H63L62 214H64V211ZM88 210H90V214L88 213L89 211ZM95 210V211H94ZM121 210H124V211H121ZM130 210L132 211V212H134V213H132L131 212V214L129 215V213H130ZM143 210H144V212H143ZM202 214V215H200V213L199 214H197V213H195V212H198V211ZM220 210V211H219ZM47 211V212H46ZM77 211V212H76ZM82 211H84V215H86V218L85 217H81L80 215H82ZM88 211V212H87ZM118 211V212H117ZM122 212V213H120V215H123L122 217H120L119 218V216L120 215H118L117 213H119V212ZM51 213V214H53L52 216H51V214H49V213ZM74 212H76V213H74ZM99 212V213H98ZM116 212V214L118 215V218L120 219V220H117L116 221V216L117 215H114V213ZM124 212V213H123ZM156 212V211H155ZM40 213H42V214H40ZM55 213V214H54ZM74 213V214H73ZM97 213H98V215H97ZM100 214V215H99ZM126 214V213H125ZM213 214V213H212ZM41 215V216H40ZM76 215V216H75ZM87 215L89 216V220H87L88 219V217H87ZM90 215H92V216H90ZM96 215V216H95ZM198 215V216H197ZM199 215L202 217H200V218H198L199 217ZM50 216V217H49ZM56 216V217H55ZM81 217V219H83L84 221H82L81 219H80V217ZM116 218H115V217ZM126 216V215H125ZM139 216H141V217H139ZM150 216H152V217H150ZM51 217H52V219H51ZM67 219H66V218ZM71 217H73L71 220H69ZM95 217V218H94ZM114 218L115 219V221L117 222V224L118 223H120L121 222V220H122V218L124 219V220H128V222L129 223H127V221H126V223L128 224H126V223H124L125 221H123L122 220V222L124 223V226L122 225L123 223L121 222L120 224H121V227L120 226H118L117 224V226L118 227H120V228H118L117 226H115V227H113V225L115 224V222L114 223H111V220L110 219H112V218ZM139 217V218H138ZM150 217V218H149ZM154 217H153V219H152V221L154 222V221H156L155 219H154ZM197 217V218H196ZM35 218V217H34ZM47 219V220H44V219ZM76 218H77V221H76ZM78 218L80 219V221H82V224H83V226H82V224L80 223V221H78ZM86 220H85V219ZM91 218V219H90ZM97 221V223H96V221H94V219ZM97 218V219H96ZM101 218V219H100ZM110 218V219H109ZM117 218V219H118ZM127 218V217H126ZM134 220H133V219ZM56 219V220H55ZM60 219V220H59ZM108 219V220H107ZM132 219V220H131ZM198 219V220H197ZM201 219V220H200ZM220 219V220H219ZM61 220H63V222L61 221ZM66 220V221H65ZM72 220H73V223L74 222H76V223H74V224H72ZM92 220V221H91ZM113 220V219H112ZM129 220H131V221H129ZM137 220H139V223H140V228H137L138 227V225H136V223H135V221H137ZM221 221L220 223H218L219 221ZM48 221V222H47ZM60 221V222H59ZM88 221V223H86ZM109 221V222H108ZM114 221V220H113ZM112 221V222H113ZM120 221V222H119ZM134 221V222H133ZM151 221V222H152ZM45 222V223H44ZM51 222H53L52 224H50ZM57 222H59V223H57ZM69 222H71V224L72 225H70V224H68ZM79 222V224H81V225H79V227H77L76 226V224ZM83 222H85V223H83ZM94 222V224H92V223ZM98 222H100V223H98ZM107 222V224H108V226L105 224V223ZM130 222H133V223H130ZM138 222V221H137ZM151 222L149 223V227L152 229V227H153V229H154V226H155V229H156V227L158 228V230L156 229V230H151L150 228H149V230L152 232L151 234L149 233V235H154V237H153V235H152V237L153 238H155V235L156 234H158V237L160 236V232H161V230H160V228L158 227V225L156 224H151ZM65 223V224H64ZM67 223V224H66ZM90 223V224H89ZM198 223V224H197ZM203 223V224H202ZM63 224L65 225L64 227H65V229H64V231L66 232L67 231V229H68V231H67V234L65 235H61L62 237H64L65 236V238L63 239V238H61V236L59 235L60 233L62 234V233H64V231H63V228H62V226H63ZM87 224V226H85L84 227V225H86ZM92 224V225H91ZM97 226H96V225ZM105 224V225H104ZM110 224H112V227L115 229V230H113V228H111V226H110ZM119 224V225H120ZM129 224H133V225H135L134 227H132L133 225H130V227H129ZM138 224V223H137ZM144 224V225H143ZM199 225V227L197 226V225ZM220 224V226L222 227V228H218V225ZM43 225V226H42ZM44 225H45V227H44ZM47 225V226H46ZM52 225H55L54 227H57L56 225H59L57 228H56V231H54L55 230V228L52 226ZM60 225H61V227H60ZM73 225L74 226H76V227H73ZM100 225H101V227H103L102 228V230H100L101 228H99L100 227ZM151 225H152V227H151ZM200 225H202L201 227H200ZM41 226V227H40ZM51 226H52V228H51ZM99 226V227H98ZM108 227V229H106V227ZM123 226V227H122ZM126 226H127V228H126ZM215 226V229H213V227ZM62 228V230L60 229V228ZM70 227V228H69ZM72 227V228H71ZM85 229H84V228ZM91 227H93L92 229H91V231H90V228ZM98 227V228H97ZM132 227V228H131ZM54 228V229H53ZM79 228V229H78ZM83 228V229H82ZM87 228V229H86ZM118 228V229H117ZM123 228V229H122ZM132 230H131V229ZM134 228V229H133ZM135 228H137V229H135ZM201 229L200 231H199V229ZM223 228H225L224 229V231H223ZM38 229V228H37ZM49 229V230H48ZM58 229V230H57ZM71 229V230H70ZM81 229H82V231H81ZM109 229H111V230H109ZM116 229H117V231H116ZM127 229V230H126ZM220 229V232L218 231ZM39 230V229H38ZM42 230V231H41ZM48 230V231H47ZM63 231V232H61V231ZM76 230V231H75ZM84 230H86L87 231V233L88 232H90V233H88L89 235H90V237H88L87 235H85V233H86V231H84ZM93 230V231H92ZM100 230V231H99ZM104 230V231H103ZM113 230V233H115L116 232V234H115V236H114V234L113 233H111L110 232V234L111 235H113L115 238H117L120 242H119V244H120V247H117L116 245H119V244H115V243H118V241L116 242L115 240V238L113 237V236H111V235H109L108 233V231H112ZM122 230L124 231V232H122ZM143 231L145 230V229H142ZM142 230H140L139 231V233L140 234H142L143 233V231ZM160 230V232L158 233V231ZM45 233H44V232ZM51 231H52V233H51ZM80 233H79V232ZM95 231V233H93ZM97 231V232H96ZM99 231V232H98ZM106 232V233H103V232ZM149 231V232H150ZM155 231H157L156 232V234H155ZM2 231H0V241H2V243H5V242H7V243H5L4 245H3V247H2V245H1V247H0V255L4 258H0V262H3L4 261V264L6 263V261H5V258H6V260L7 261H11V259H12V263L11 264H23L22 262H23V260H24V256H25V251H24V247H23V249H21V247L22 246H25L24 244H26V243H21L22 241H20V239L19 238H17L15 235H13V237H12V239L11 240H14V241H6V240H4V238H6L5 237V234L2 232ZM48 232H50V233H48ZM54 232V233H53ZM57 232V233H56ZM108 232V233H107ZM128 232V233H129ZM154 232V233H153ZM59 233V234H58ZM72 233V234H71ZM80 235V236H82L81 238H80V236L78 235V234ZM98 233V234H97ZM128 233H127V235H128ZM130 233H129V236H130ZM139 233L137 232V234H138V237L137 236H135V235H137V234H131V236L130 237H132L133 235H134V237L137 239V241H139V239L138 238H140V239H142V236H144V233H143V235H139ZM216 233V234H215ZM220 233V234H219ZM56 234V235H55ZM76 234V235H75ZM81 234H84V235H81ZM102 235L101 237H102V239H101V237H100V235ZM103 234L105 235V236H103ZM54 235L55 236V238H54V240L52 239L53 237L52 236ZM59 235V236H58ZM71 235V236H70ZM75 235V236H74ZM94 235H96V236H94ZM97 235H98V241H97ZM122 235V238L124 237ZM126 234H125V237L127 236ZM148 235V236H149ZM58 236V237H57ZM70 236V237H69ZM77 236V237H76ZM85 236H86V240H81L83 237L85 238ZM107 236L110 238V240H109V238H108V243L110 242V244H108L109 245V247H107L108 245H107V243H105L106 241H105V239L107 238ZM129 236H127L128 238H129ZM140 236V237H139ZM214 236V237H213ZM221 236V237H220ZM4 237V238H3ZM14 237H16V238H14ZM74 237H76V238H74ZM88 237V238H87ZM111 237H113V238H111ZM124 237V238H125ZM127 237H126V239H127ZM133 237V238H134ZM147 237V235L145 236V238ZM157 237V236H156ZM157 237V238H158ZM198 237H200V239L198 238ZM66 238H68V239H66ZM74 238V239H73ZM78 238V241H75L76 239ZM83 238V239H84ZM91 238V239H90ZM122 238H120V239H122ZM123 238V241L125 240ZM133 238H131V239H133ZM148 238V237H147ZM153 238H150V236H149V238L148 239H150V240H147V242L145 241V239L144 240H140L139 241V243L138 242H135V240H134V242H135V244L134 245H136V246H138V248H139V244L141 245L142 244V246L145 244V246H143V249H142V247H140V249H138L137 247H134V248H132V247H130L131 246V244H133V241H131L132 243H129L128 242V240H130V239H127V241L125 242V243H127L126 245L124 244V242L122 241V245L124 246H127V247H129L130 248V252H132L131 251V249H134V250H136L134 253H137L138 251L137 250H141V251H145L144 250V248H146V246H148V249L150 250V248H149V245L151 246L152 245V247L154 248H156L155 249V251L157 252V253H160V246L161 247H168L169 245V242H166V241H163V239H161V237H159L158 239L157 238H155V240L153 239ZM187 238V237H186ZM197 238H198V240H197ZM49 239V240H48ZM92 239H94V240H92ZM101 239V240H100ZM113 239H115V240H113ZM152 239V240H151ZM159 239H161V241H159L160 243L162 242V244H160V246L158 247V244L156 245V246H154L156 243H157V241L159 240ZM43 240H45V241H47L48 243L46 244ZM58 240V241H57ZM60 240V241H59ZM65 240V241H64ZM69 240V241H68ZM88 240V241H87ZM90 240V241H89ZM96 240V241H95ZM104 240V241H103ZM113 240V241H112ZM154 240V241H153ZM43 241V242H42ZM51 241H54V243H55V245H54V243L53 242H51ZM86 241V242H85ZM94 241V242H93ZM100 241H102V242H100ZM114 241H115V243H114ZM145 241V242H144ZM9 242V243H8ZM12 242V243H11ZM50 242V243H49ZM62 242V243H61ZM73 242H74V244H73ZM80 242V243H79ZM82 242V243H81ZM84 242H85V244H84ZM88 242H90V243H88ZM92 242V243H91ZM144 242V243H143ZM166 242V244L164 245V243ZM41 243H39L40 245L39 246H41V245H43V244H41ZM57 243V244H56ZM61 243V244H60ZM78 243V244H77ZM87 243V244H86ZM102 243V244H101ZM137 243H138V245H137ZM168 243V244H167ZM198 243V244H197ZM18 244H20V245H18ZM52 244V245H51ZM59 244V245H58ZM95 247V251H93L94 250V248H91V247H93L92 245ZM101 245V247L103 246H106L107 248H112V249H114V251H115V249L116 248H114V247H117V250L114 252L112 249H108V252H110V253H112L113 252V254L111 255V256H113L114 255V258L112 257L111 258V256L109 255V253L106 251V249H105V247H104V252H103V250L101 249V247H100V245ZM106 244V245H105ZM129 244H130V246H129ZM193 244V245H194ZM217 244V245H216ZM47 245V246H46ZM54 245V246H53ZM64 245V246H63ZM80 245V246H79ZM85 245V246H84ZM87 245H89V246H87ZM96 245H98V247L96 246ZM163 245V246H162ZM168 245V246H167ZM6 246V247H5ZM51 246V247H50ZM66 246V247H65ZM73 246L74 247H76L75 248V250H73L74 248H73ZM84 247V249H82L83 247ZM124 246V247H125ZM133 246V245H132ZM208 246V247H209ZM215 246H217V247H215ZM221 246V247H220ZM43 247V246H42ZM55 247V248H54ZM72 247V248H71ZM80 247H82V248H80ZM85 247H87V248H89V251L90 252H88V251H86V250H88L87 248H85ZM97 247V248H96ZM164 247V248H165ZM171 247V246H170ZM170 247H168V248H170ZM195 247V248H196ZM19 248L21 249V250H19ZM39 248H41V247H39ZM52 248H54V249H52ZM60 248V249H59ZM81 250H80V249ZM152 248V250H154ZM194 248V246L192 247V249H195ZM218 248H220V250L218 249ZM44 249V250H43ZM86 249V250H85ZM99 250V252H97L98 250ZM102 251H101V250ZM124 249V250H123ZM148 249L146 248V250L148 251ZM165 249H167V248H165ZM213 249H215L216 251H214ZM9 250V251H8ZM24 252H23V251ZM54 250V251H53ZM59 250V251H58ZM62 250V251H61ZM66 250V251H65ZM69 250V251H68ZM76 250H78V251H76ZM79 250H80V252H79ZM112 250V251H111ZM126 250H127V252H128V248H126ZM152 250H150L149 251V253H151V251ZM63 251H65V253H67V254H65V253H63ZM74 251V252H73ZM107 253H106V252ZM119 251V252H118ZM141 251H139L140 253H141ZM147 251H145V252H147ZM203 251V252H202ZM218 251H220L219 253H218ZM43 252H46L44 255L45 256H43ZM52 252V253H51ZM62 252V253H61ZM72 252H73V254H72ZM84 254H82V253ZM87 252V253H86ZM138 252V253H139ZM153 252V251H152ZM214 252V253H213ZM11 253V254H10ZM89 253V254H88ZM116 253H117V256L119 257H117L116 256ZM119 253V254H118ZM137 253V254H138ZM139 253V254H140ZM148 253V252H147ZM217 253V254H216ZM220 253H221V255H220ZM55 254V255H54ZM58 254V255H57ZM62 254V255H61ZM74 254H76L75 256H74ZM78 254V255H77ZM101 254V255H100ZM103 254V255H102ZM105 254H107V256L105 255ZM138 254V255H139ZM153 254V253H152ZM156 253L154 252V254H153V256H151L153 259H154V257L156 256V263L157 262H159L160 260H158V259H161V258H163V257H161L160 258V256L159 255H161V254H159V255H155ZM215 254V255H214ZM12 255H14V256H12ZM40 255H42V257L40 258ZM53 257H52V256ZM65 255V256H64ZM80 255V256H79ZM127 255L129 256V260H127L128 259V257H127ZM134 255V254H133ZM133 255H132V257H133ZM138 255H134V256H137V258L139 257V256H141L142 258L143 257H146V256H148L147 254H145L146 256H144L143 255V252H142V254H140L139 256ZM0 256V257H1ZM32 256V255H31ZM56 256V257H55ZM72 256V257H71ZM110 256V257H109ZM149 256H150V254H149ZM148 256V257H149ZM164 256H167L166 258H168V255L166 254H164ZM214 257V259H213V257ZM222 256H224V257H222ZM54 257H55V259H54ZM67 257V258H66ZM74 257V258H73ZM76 257L78 258V259H76ZM118 259H117V258ZM148 257H146V259H144L143 258V260H142V258H138V259H141V263L140 264H150V263H152V261H154V260H152V261H150V262H147V259H148V261H149V258ZM209 257V258H208ZM211 257V258H210ZM15 258V259H14ZM133 258H135V257H133ZM165 258V257H164ZM163 258V259H164ZM165 258V260L166 261H168L167 259ZM220 258V261L218 260ZM222 258H225V259H222ZM45 259H47V260H45ZM111 261H110V260ZM169 259V258H168ZM70 260L72 261V262H70ZM116 260V261H115ZM120 262H119V261ZM15 261V262H14ZM113 261H115V262H113ZM129 261V262H128ZM134 261V262H133ZM140 260H138V262H139ZM163 261V260H162ZM74 262V263H73ZM75 262H77V263H75ZM127 262V263H126ZM138 262H136V264L138 263ZM155 262V261H154ZM164 262V261H163ZM169 262H171L170 260H169ZM169 262L167 263V264H169ZM207 263V264H210V263ZM218 262V263H217ZM40 263V262H39ZM131 263V264H132ZM155 263V264H156ZM160 263V262H159ZM0 264H2V263H0ZM41 264H42V262H41ZM161 264H162V262H161ZM164 264H166V263H164ZM172 264V263H171ZM174 264V263H173Z\"/></svg>", "mask_w": 264, "mask_h": 264}, {"label": "bare ground", "instance_id": "6f19581e", "mask_svg": "<svg viewBox=\"0 0 264 264\" xmlns=\"http://www.w3.org/2000/svg\"><path fill=\"white\" fill-rule=\"evenodd\" d=\"M58 1V0H57ZM72 0H70L69 2H71ZM76 1V0H75ZM78 1V0H77ZM76 1V2H77ZM26 2H32L31 0H0V56H2V55H4L5 54V52L8 50H6L5 51V47L3 46V45H5L4 43V41L7 39V34H5L6 32L8 33V31H7V29L9 28L10 29V27L9 26H11V22H12V20L13 19H16L15 17L17 16L16 15V13H18V11L20 12L22 9V6H24V4L26 5L27 3ZM49 2V1H48ZM80 2V1H79ZM101 2V1H100ZM33 3V2H32ZM42 3V2H41ZM43 3H46L45 2V0H44V2ZM58 3V2H57ZM64 4H65V2H63ZM72 4H73V2H71ZM85 3H87V2H85ZM90 3V2H89ZM106 3V2H105ZM38 4V3H37ZM36 4V5H37ZM47 4V3H46ZM71 4V7H73V9L74 8H76L75 6H74V4L72 5ZM84 4V3H83ZM34 5H35V2H34ZM43 5V4H42ZM48 5V4H47ZM50 5H51V3H50ZM27 6V5H26ZM25 6V7H26ZM40 6V5H39ZM52 6V5H51ZM58 6V5H57ZM63 5H61V7H62ZM76 6H80V5H76ZM106 6V5H105ZM36 7V6H35ZM48 7V6H47ZM50 7V6H49ZM71 7H70V9H71ZM84 7H85V5H84ZM26 8H29L28 6L26 7ZM59 8V7H58ZM64 8V7H63ZM50 9V8H49ZM79 9V8H78ZM82 9H83V7H82ZM81 9V10H82ZM85 9V8H84ZM105 9V8H104ZM108 9H109V7H108ZM113 9V8H112ZM27 10V9H26ZM32 10V9H31ZM41 10V9H40ZM40 10H39V12H40ZM43 10H45V7H43ZM32 11H34V10H32ZM60 11V10H59ZM75 9L73 10V12L75 13ZM103 11V10H102ZM85 12V11H84ZM94 12H95V10H94ZM41 13V12H40ZM45 14H46V12H44ZM50 13H52V12H50ZM62 13V12H61ZM60 12H59V14H61ZM70 13H71V11H70ZM74 13L72 14V17L74 16ZM76 13H78V11H76ZM75 13V18L77 19V14ZM87 13H89V11H87ZM92 13H93V11H92ZM103 13H104V11H103ZM109 12H107V16H109V14H108ZM19 14L20 13H18V16H19ZM22 14H23V12H22ZM28 14V13H27ZM27 14H26V16H27ZM34 14H36V13H34ZM48 14V13H47ZM63 14V13H62ZM65 14V13H64ZM64 14H63V16H64ZM98 14H100V13H98ZM20 16H21V14H20ZM37 16H38V13H37ZM48 16H50V14H48ZM90 16H91V14H90ZM94 16H95V13H94ZM105 16H106V14H105ZM104 16V17H105ZM107 16H106V18H107ZM27 17H29V16H27ZM31 17H33V14H32V16ZM30 17V18H31ZM40 17V16H39ZM42 17V16H41ZM47 17V16H46ZM51 18H53V14H51V16H50ZM50 17H49V19H50ZM84 17V16H83ZM88 17V16H87ZM30 18H27V19H30ZM34 18V17H33ZM33 18H31V19H33ZM55 18H56V16H55ZM65 18H66V16H65ZM74 18V17H73ZM72 18V19H73ZM74 18V19H75ZM101 18H103L102 16H101ZM35 19V18H34ZM38 19H40V18H38ZM67 19L69 20V18L67 17ZM84 19V18H83ZM47 20V19H46ZM78 20V19H77ZM93 20V19H92ZM109 20V19H108ZM55 21V20H54ZM71 21V20H70ZM73 21V20H72ZM84 21L86 22V20L84 19ZM89 21V20H88ZM47 22V21H46ZM56 22V21H55ZM65 22V21H64ZM107 22V21H106ZM12 23H14V22H12ZM52 21H51V25H52ZM75 23V22H74ZM73 23V24H74ZM110 23V22H109ZM39 24H41L40 22H39ZM80 24V23H79ZM90 24V23H89ZM89 24H87L88 26H89ZM91 24H92V22H91ZM95 24V23H94ZM41 25H44V24H41ZM58 25V24H57ZM85 25H86V23H85ZM86 25V26H87ZM110 25H112V24H110ZM46 26V25H45ZM44 26V27H45ZM87 26V27H88ZM92 26V25H91ZM103 26V25H102ZM35 27H36V25H35ZM38 27V26H37ZM42 28H43V26H41ZM56 27V26H55ZM58 27V26H57ZM75 27L77 28V26H76V24H75ZM90 27V26H89ZM97 27V26H96ZM111 27H113V26H111ZM32 28L34 29L33 30V32H30V33H32L33 34V36H31V38H32V40L33 41H35L36 42V46L38 45V47H40L39 45H41V44H38L39 42L41 43V41L44 39V37L43 36H41L40 37V35H46V32L45 31H39L38 29H37V31H39V32H37V31H35L36 29L34 28V25L32 26ZM40 28V27H39ZM92 28V27H91ZM91 28L89 29L90 31H91ZM94 28V27H93ZM104 28V27H103ZM106 28V27H105ZM46 29H49V27L47 28L46 27ZM55 29V28H54ZM75 29V28H74ZM95 29V28H94ZM100 29V28H99ZM114 29V28H113ZM49 30H52V32L51 31H48V34H49V36H51L54 32H53V27H52V29H49ZM79 30V29H78ZM11 31V30H10ZM29 31H32L31 29L29 30ZM47 31V30H46ZM54 31H56V30H54ZM75 31V30H74ZM101 31V30H100ZM123 31V30H122ZM14 32V31H13ZM38 34H37V33ZM78 32V31H77ZM86 33H87V31H85ZM91 32H93V31H91ZM90 32V33H91ZM114 32V31H113ZM12 33V32H11ZM52 33V34H51ZM76 33V31L74 32V34ZM84 33V32H83ZM10 34V33H9ZM73 34V33H72ZM80 34V33H79ZM79 34H78V36H79ZM102 34V33H101ZM113 34V36H114V33H112ZM31 35V34H30ZM30 35H28V36H30ZM54 35V34H53ZM52 35V36H53ZM57 35L59 36L60 35V33L58 34L57 33ZM77 35V34H76ZM76 35H73L74 37L76 36ZM88 35V34H87ZM115 35H117V34H115ZM55 36V35H54ZM57 36V37H58ZM77 36V37H78ZM86 36V35H85ZM98 36V35H97ZM22 37V36H21ZM43 37V38H42ZM81 37H83V36H81ZM81 37L79 38V40H81ZM88 37V36H87ZM115 37V36H114ZM117 37H118V35H117ZM116 37V38H117ZM12 38V37H11ZM17 38V37H16ZM20 38V37H19ZM23 38V37H22ZM29 38V37H28ZM39 38H42V40L41 39H39ZM47 38L48 37H46V40H47ZM51 38V37H50ZM56 38V37H55ZM72 38V37H71ZM84 38V37H83ZM108 38V37H107ZM30 39V38H29ZM38 39H39V42H38ZM75 39V38H74ZM88 39V38H87ZM87 39H84V40H87ZM95 39V38H94ZM93 39V40H94ZM17 40V39H16ZM41 40V41H40ZM52 40V41H51ZM59 40V39H58ZM61 40V39H60ZM78 40V41H79ZM88 40H90V39H88ZM92 40V41H93ZM7 41V40H6ZM18 41V40H17ZM20 41V40H19ZM45 41V39L43 40V42ZM48 42L49 41H51V42H49V44L50 43H52V45L54 44V39L53 38H51V39H49L48 38V40H47ZM46 41V42H47ZM120 41V40H119ZM46 42H44V43H46ZM48 42H47V44H43V45H41L43 48H38V47H36V48H34L33 46V44H31V47H29V51L28 52H30V54H28V56L31 58L30 60H31V62H32V60L34 61L35 60V58L37 57V56H41L40 57V59H42V60H40V61H35V62H30V60H29V58L26 60L25 59V54L23 53V55H20V56H18L17 55V57H19V58H21V57H23V59L22 60H20L19 61V63L22 61L23 62V65L21 66V67H18L19 69H18V71L15 73L16 75H15V78L16 77H18V76H23V77H26V83H25V86L26 87H28L29 86V88H31V89H28L27 88V90L25 91V92H30L32 95H34L35 94V87L37 88V87H40V85H42V84H38V83H36L37 82V80H39V78L42 76V75H45L46 74V76L48 77V75H49V78H50V75H51V73H54V72H52V71H54V70H52V68L54 67V65H55V61L54 60H56V61H58V59L60 58V57H58L57 56V58H55L54 57V55L52 54V49H53V46H55V45H51L52 47L51 48H49V50L50 51H48V49H46V48H48L47 47V45H48ZM59 42H61V41H59ZM63 42V41H62ZM65 42V41H64ZM82 42H84V41H82ZM14 43V42H13ZM12 43V44H13ZM29 43H33V42H29ZM56 43H58V42H56ZM74 43H75V41H74ZM79 43H81L80 41H79ZM78 43V44H79ZM86 43V42H85ZM87 43H89V42H87ZM91 43V42H90ZM21 44V43H20ZM62 44V43H61ZM120 44V43H119ZM123 44V43H122ZM23 45H27V44H23ZM23 45H20L21 47L23 46ZM46 45V46H45ZM59 45H60V43H59ZM85 45V44H84ZM15 46H18V45H15ZM57 46V45H56ZM61 46V45H60ZM59 46V47H60ZM77 46H79V45H77ZM81 46H83V45H81ZM5 49H4V48ZM25 47V46H24ZM66 47V46H65ZM80 47V46H79ZM122 47V46H121ZM27 48V47H26ZM57 48H58V46H57ZM63 48V47H62ZM85 48V47H84ZM20 49V48H19ZM22 49V48H21ZM82 49H83V47H82ZM10 51V50H9ZM12 51V50H11ZM10 51V52H11ZM22 51H24V50H22ZM56 51V50H55ZM54 51V52H55ZM65 51H66V49H65ZM83 51V50H82ZM20 52V51H19ZM48 52V53H47ZM50 52V53H49ZM63 52H64V50H63ZM14 53H15V50H14ZM14 53H12V54H14ZM17 53H18V51H17ZM19 54V53H18ZM20 54H22L21 52H20ZM57 54V53H56ZM64 54V53H63ZM15 55V54H14ZM65 55H66V53H65ZM13 56V55H12ZM63 56V55H62ZM4 57V56H3ZM14 57H16V56H14ZM53 58H55V59H53ZM77 58V57H76ZM75 58V59H76ZM14 59V58H13ZM18 59V58H17ZM16 59V60H17ZM37 59V58H36ZM62 59L63 60H65L64 59V57L63 58H61L60 60H61V64L59 63L58 64V62L60 61H58L57 62V65H55V66H59V65H61V67H62ZM19 60V59H18ZM38 60V59H37ZM99 60V59H98ZM66 61V60H65ZM76 61V60H75ZM103 61V60H102ZM17 62V61H16ZM39 62H41V63H39ZM43 62V63H42ZM79 62V61H78ZM33 63H35V64H33ZM72 63H73V61H72ZM25 64H26V67H24L25 66ZM33 64V65H32ZM64 64V63H63ZM66 64V63H65ZM76 64L74 63V66H75ZM65 67H66V65H64ZM77 66H78V64H77ZM79 67H80V65H79ZM78 67V68H79ZM78 68H76L75 67V69H78ZM55 69V74L54 75H56V67L54 68ZM64 69V68H63ZM63 69H61V70H63ZM13 70V69H12ZM69 70V69H68ZM73 70H74V68H73ZM11 71V70H10ZM64 71V70H63ZM60 72V73H59ZM71 72H73V71H71ZM77 72H80L79 74H81V70H78ZM62 72L59 70V71H57V75L59 74V75H61V76H59V77H65V75L66 74H64V76L61 74ZM75 73V72H74ZM73 73V74H74ZM109 73H111V72H107L106 74H109ZM79 74H78V76H79ZM68 75V74H67ZM75 75V74H74ZM12 76V75H11ZM76 77H77V75H75ZM6 77H9V76H7L6 75ZM5 77V79H4V83H6V84H8L9 86H12V82L10 81V80H8L7 78ZM13 78H14V76H12ZM67 78H69L68 76L65 78V79H67ZM72 78H75L74 76L72 77ZM79 78V77H78ZM11 79V78H10ZM17 79V78H16ZM15 79V80H16ZM55 79V78H54ZM80 79H81V76H80ZM60 80V79H59ZM59 80H57V81H59ZM68 80V79H67ZM79 80V79H78ZM14 81V80H13ZM32 81L34 82V83H36V84H33L32 85ZM40 82V81H39ZM46 82V81H45ZM63 82V78L59 81V87H60V89H61V84L60 83H62ZM67 82H69V81H67ZM74 82H76V81H74ZM79 81H77L76 83H78ZM80 82H81V80H80ZM30 83H31V85H30ZM64 83V82H63ZM66 83V82H65ZM73 83V82H72ZM166 83V82H165ZM70 84V83H69ZM68 84V85H69ZM74 84V83H73ZM79 84V83H78ZM0 85H1V83H0ZM56 85V84H55ZM54 85V86H55ZM63 85V84H62ZM67 85V84H66ZM84 85V84H83ZM89 85V84H88ZM88 85H87V87H86V90H87V88H89L88 87ZM91 85H92V83H91ZM91 85H89V86H91ZM43 86V85H42ZM45 86V85H44ZM53 86V87H54ZM79 86H80V84H79ZM78 86V87H79ZM92 86H95L94 84L92 85ZM63 87V86H62ZM64 87H65V85H64ZM75 87H77V85L75 84ZM77 87V88H78ZM83 87V86H82ZM97 87V86H96ZM95 87V88H96ZM101 87V86H100ZM103 87V86H102ZM69 88V87H68ZM80 88H81V86H80ZM94 88V87H93ZM93 88H92V91H93ZM94 88V90H95V92H96V89ZM169 88V87H168ZM167 88V89H168ZM11 89V88H10ZM44 89V88H43ZM83 89V88H82ZM82 89H80L81 90V96H89L90 94L88 93H82V92H84V91H82ZM98 89V88H97ZM105 89V88H104ZM6 90H7V88H6ZM48 90H49V88H48ZM78 90V89H77ZM84 90V89H83ZM85 90V91H86ZM121 90V89H120ZM119 90V91H120ZM44 91V90H43ZM100 91V90H99ZM104 91V90H103ZM127 91V90H126ZM38 92V91H37ZM61 92V91H60ZM66 92V91H65ZM88 92V91H87ZM90 92V91H89ZM106 92V91H105ZM104 92V93H105ZM122 92L124 93V91L122 90ZM181 92V91H180ZM20 92H18L17 90H12L11 92H10V94L8 93H6V91L5 90H3V89H1L0 90V231H2L4 234H5V237L6 238H4V240H6V241H14V240H11L12 239V237H13V235H15L17 238H19L20 239V241H22L21 243H26V244H24L25 246H22L21 247V249H23V247H24V251H25V256H24V260H23V264H41V262H42V264L44 263V258L45 257H42V255H40V258L42 257V259H43V261H41V260H38V257H39V254H41V252L39 253V250L40 249H42V248H44V249H46V247H44L45 245L43 244V243H41L40 241H41V237H44V235L45 234H43V236L41 235L42 233H40L39 231H40V229L41 228H39V225H41V223H43V219H42V221H41V219H39L38 220V217H39V214H38V212H37V218H36V216H35V211L37 210H39L38 208L39 207H41V206H44L45 207V205L48 203H50V205H53V204H57L56 202H58V201H64L63 200V198L61 199L60 197H61V194H62V192H57V191H60V190H57V191H54L55 189H54V186H57V185H60V184H57V185H54L55 183H56V181H57V183H58V181L61 183H63V176L62 175H58L59 177L60 176H62L59 180H56V178H55V175H56V172H58V171H60V166H59V164L60 163H58V164H54L53 163V165L51 166L50 165V170H49V162H51L54 158L52 157L51 158V161H44V163L45 162H47V163H45V164H47V166L48 167H43L44 168V170H42V172H41V169H38V165L39 164H41V162L42 161H40L39 160V163L37 162V160L35 159L36 157H34V155L32 154V153H35L36 154V156H38V155H42L43 154V152H41L42 154H38L37 155V153L39 152V151H37L36 152V150L34 151L33 149L35 148V147H37V145H38V147H39V145H40V147H42L43 146V144H42V146H41V142L39 141V137H36V136H40L39 135V133H40V131H39V133L37 132V130H36V133H38V135L37 134H34V135H32L33 133H31V135L32 136H30V138L28 139V142L25 140V141H23L22 140V143L23 144H25L24 142H27L25 145H22L23 147L21 148H18V147H16L15 145H13V146H11L12 145V143H10V138H11V136L13 137V135H14V137H17L20 133H22V131H24L25 129H26V125H27V119L28 118H32L33 116L34 117H37V115H39L38 114V110H35V104H34V102H33V100L32 99H29V100H27L28 101V108L26 107V106H24V105H26V103H27V101H24V99L26 98V96L24 95V94H19ZM34 93V94H33ZM93 93H94V91H93ZM121 93V92H120ZM158 93V92H157ZM60 94V93H59ZM46 95V94H45ZM62 95V94H61ZM91 95H93V94H91ZM91 95H90V97H91ZM94 95H95V93H94ZM96 95H98V93L96 92ZM101 95H105L106 96V94H101ZM183 95V94H182ZM49 96V95H48ZM80 96V95H79ZM80 96V97H81ZM105 96H104V98H105ZM121 96V95H120ZM144 95H142V97H143ZM146 96V95H145ZM144 96V97H145ZM61 96H59V98H60ZM65 97V96H64ZM90 97H87L86 98V100H87V104L89 103L88 102V100H89V98ZM93 97V96H92ZM100 97V96H99ZM111 97V96H110ZM129 97H131L130 95H129ZM134 97L136 98V96L134 95ZM149 97V96H148ZM30 98H31V96H30ZM82 98L83 97H81L80 98V100H82ZM93 98H95V97H93ZM102 98V97H101ZM101 98H99V100H101ZM107 98V97H106ZM109 98V97H108ZM132 98V97H131ZM85 99V98H84ZM83 99V100H84ZM92 99V98H91ZM90 99V101H92ZM129 99V98H128ZM73 100V99H72ZM82 100V101H83ZM85 100V101H86ZM112 100V99H111ZM113 100H118V98L117 99H113ZM112 100V101H113ZM122 100V99H121ZM125 100H127V99H125ZM37 101V100H36ZM60 101V100H59ZM85 101H83L82 103H83V107H79L78 106V108H80V109H82L81 110V112L79 111V109L78 110H75V112L77 111L79 114H77L76 113V115L75 116H73V115H71V114H68V115H65V113L67 114V110H65V109H63V111L65 110V112H63L64 113V115L66 116V118H67V120H69V121H71L70 123L72 124V126L73 127H75L76 126V128H75V131H74V133H78L79 134V136H78V134L76 135L75 134V136L76 137H79L80 138V135H81V140L80 139H78L79 141H81V142H78V145L79 144H81L82 146H83V149H84V151L88 154V155H90V154H92V150H94V149H99L102 145H104L103 143V137H105L104 135H106L105 134V131H102V129H103V127H105V126H103L102 128H101V130H98V127H99V125H98V123H97V120H99L98 118L100 117H102V116H100V114H99V116H98V118H96V115L94 116V115H91V113H89V112H87L85 109L87 108V109H89L90 110V108H92V107H90L89 108V106L91 105H89V106H87V104H86V102ZM118 101H120V100H118ZM118 101H117V104H118ZM123 101H124V99H123ZM122 101V103H126V102H123ZM140 101H142V100H140ZM139 101V102H140ZM55 102V101H54ZM57 102V101H56ZM76 103V101H74L73 100V103ZM105 102V101H104ZM143 103H144V110L142 111L143 113V117H144V119H145V121H143L142 122V120H141V130L143 131V133L142 134H139L140 135V137L141 138H145V135L147 136V135H150V138H152L151 137V135H154V134H152V132L151 131H153V130H151V125H153V127H154V125H155V128H157V132H156V134H157V136L156 135H154V136H156V137H159V139H160V145H158V147H156V146H152V148H155V149H157V156H155V161H153V163L154 162H156V165L159 167H157L158 169H160V171L157 169V171L155 170L156 169V167H155V164L153 165L155 168L153 169V171L155 170L158 174H157V179L155 178V180L156 181H154V182H152L151 183V175L153 174V173H155V172H153V173H150V177H149V172H148V175H146L145 176V173L144 174H142V173H140L141 171H144V169H142L143 168V165L145 164L146 166L148 165L147 163H145V161H143L142 160V162H144V164L142 163L141 165L142 166H140V163H135L136 164V167H138V166H140L141 167V169L142 170H139V171H136V170H138V169H135V166H133V168L134 169H132V168H130L129 166V164H130V162H129V164H126V163H128V162H126L125 164V166H123V163L120 161V160H122V157H121V159L119 160V162H117V160L118 159H116L115 158V156L118 158V155H116L115 153H113V154H115V156L113 157L112 155H111V158H110V156L108 157L107 155H109V154H112L111 153V151H109V154H107V155H105V153H101V149H100V151L98 150V152H97V150L96 151H93L94 153L96 152L97 153V155L98 154H100V156L102 155L103 156V154H104V160H105V162H103V161H101V163L98 165V163L97 162H95V165L93 164V163H91V165H89L88 167H87V164H85V168H89V171L91 170V172L93 171L94 172V170L96 171V169H98L99 171H100V173L102 172V170L104 171V172H102V173H104V174H102L101 175V177L99 176V177H97V175L95 176L94 174V177H96V178H92V180H90V176L92 175V173L90 174V173H87L88 175V177H85L86 176V174H85V176H84V178L86 179V178H88L87 180H88V182H89V187H91L90 186V184L92 185H94V182L93 181H95V183H96V185H98L99 184V186H100V184H102L100 187L98 186V187H96V189L99 191V188H101L102 187V189H100V191L101 190H103V189H105V190H107V192L109 191V190H111L110 192H112L111 194H110V192H108L109 194H107V192H106V194H105V190H104V194L102 193L103 191H97L96 189L94 190V187H93V189H92V191L94 190V191H96V192H98V193H100V194H98V195H100V197H101V193H102V195H104V197H107V198H104L103 197V199L102 198H100V197H98V200L99 201H101L100 199H102V201H101V203H99V204H106V202L109 204V205H111V207H113L112 206V202H114L113 203V205H118V206H120V207H122V205L123 204H125V203H127L128 205L127 206H129V204L131 203V202H126V201H128L127 199L125 200V201H123L124 200V198H127L126 197V194H124L123 193V191L125 190V193H128V189H130V187L129 188H127V184L130 186V184L126 181L127 179H128V177L130 176V174H132L129 178H131V180L133 181H131V183H133V185L135 184V186H137V184L135 183L136 181H140V183H138V185L140 184L141 185V187L139 186V187H137L138 189L137 190H139V189H141V190H139L138 192L136 191V188L134 189L137 193H135V191L133 190L132 192H134V194H133V197L136 199V203H137V205H139V206H134L133 207V209H134V211H135V209L137 210V212L134 214V217H135V215L136 214H138V215H141V216H144V218H140L141 220L140 221H142L143 219H145L146 220V224L144 225V226H142L143 228H141L140 230H142V229H145L144 231H143V233H144V236H142V239H140V238H138L139 239V241L140 240H144L145 239V241L147 242V240H150V239H148L149 238V236H150V238H153L154 237V235H153V237H152V235H149V233L151 234L152 232L149 230V223L152 221V219H153V217L152 216H150V217H152V219H150L151 221H147V219H146V217L145 216H147V215H143L144 213H148V214H150L149 212H152V209L153 208H151V211L149 210V212H147L148 210H147V208L148 209H150L149 207H151V206H154V207H156V209H154L153 211H154V213L153 214H155V217H154V219L156 220V221H152L151 222V224H157L158 225V227L160 228V230H161V232H160V230L158 231V233L160 232V236L159 237H161V239H163V241H166V242H169V246L168 247H170V248H168V247H165V248H167V249H165L164 247H161L160 246V244H162V242L160 243L159 241H161V239H159L158 241H157V243L154 245V246H156L157 244H158V247L160 246V253H157L156 251H155V247L153 248L152 247V245L150 246L149 245V248H150V250H152V248L154 249V250H152L151 251V253H149V249H148V246H146V248L148 249V251L146 250V248H144V250L145 251H147V252H145V251H141V250H137L138 252L139 251H141V253L140 254H142V252H143V255L144 256H146L145 254H147L148 256H149V254H150V256L148 257V256H146V257H148L149 258V261H148V259H147V262H150V261H152V260H154V261H152V263H150V264H155L156 263V259L158 258H156V256L154 257V259L151 257V256H153V254H154V252L157 254V255H159V254H161V255H159L160 256V258L161 257H167V256H164V254L166 255H168V258H166L168 261H166L165 260V258L163 259V258H161V259H158V260H160L159 262H157L156 264H161V262H162V264H164V263H168L169 262V260L171 261V262H169V264H207L209 261H211V259H209V261L207 262V255L208 254H210V253H208V251H206L205 250V252H203V253H207V255H205V254H203V253H201V249H205L206 248V246L205 245H208L209 246V244H205V245H203L204 243L203 242H208L209 243V241H210V236H211V234H213L212 232H211V234H210V232L207 230V227H209V228H211L212 227V225H210V226H207L208 224V222H210V224L212 223V224H214V222H215V216H216V213L215 212H217L216 210H215V212L213 211L212 212V209L210 208V206L209 205H211L213 202L211 201V199L208 197V196H203L202 197V199H199V200H203V202H204V205H202V206H205L204 207V209L202 208V207H200V205L201 204H203V202L201 201V204L200 203H198L199 204V206H198V210H199V208H202L203 210H201V211H203L202 213H204L203 214V218L200 216V215H202L198 210V212H195V213H197V214H199L200 213V215H199V217L198 218H202L203 219V221L202 222H204V224H203V226H204V228H202V230L201 229H199V231L201 230L202 231V233H201V240H200V242H201V244H199V246H204L203 248H201V247H199V246H195V242L194 241H196V240H194L193 241V237H192V235H193V232L192 231H194V230H192V227H196V226H193L192 225V219H193V214H192V212H191V208L193 209V205L197 202V198L196 197H198L197 195L199 194V193H203V192H205V191H207V186H210V187H213V189H214V187L216 186L217 188H220V189H222V194H224L225 195V192L227 191L226 190V186H222L220 183H218L216 180H215V174H216V172H219V170H216L217 168H219L220 170H221V172H223V170L222 169H224V167L225 166H228V164H227V162H230L231 160V158L230 157H228V156H230V155H232V154H229V155H226L227 157H221V154L222 153H224V150H227V148H229L228 146H231V145H226V134H222L221 133V131H220V126H219V122L216 120V119H214V122H213V128H212V134L211 135H209L208 136V138H206V137H204L205 138V141H203L202 139V136L200 137L201 138V140H202V142H199V143H201V144H199L200 145V147H202L201 149H203L202 151L204 152V157L203 158H201V156L199 155V157H195L193 154V150L194 149H192V148H190L192 145H193V143H192V141H193V138L195 137H193L192 139H191V142L190 143H192V145H190V147H188V145L186 144V142L184 143V140L181 142V143H179L178 141H177V143H175V136H173V135H170L168 132V134L171 136V137H174L175 139L174 140H171V138L170 139H167V137H166V135L165 134H167V133H164L163 134V132L164 131H162L163 130V124H164V121H168V122H173L174 121V119L176 118L175 116L177 115V114H175V115H173L172 114V111L170 110V109H168L166 106H165V104L162 102V101H160V100H158V99H155V98H152V99H148V98H144V100L142 101ZM72 103V102H71ZM70 103V104H71ZM72 103V104H73ZM93 103V102H92ZM96 103H98L97 101L95 102V106H97V105H99V103H100V101H99V103L98 104H96ZM115 103V102H114ZM138 103V102H137ZM69 104V105H70ZM84 104H86V106L87 107H85V105ZM94 104V103H93ZM119 104H120V102H119ZM172 104V103H171ZM174 104V103H173ZM78 105V104H77ZM80 105V104H79ZM105 106H109L110 107V105H109V101H107V103H105L104 104ZM137 105H139V104H137ZM167 105V104H166ZM168 105H169V103H168ZM190 105V104H189ZM45 106V105H44ZM63 106V105H62ZM61 105H60V107L61 108H63ZM76 105H74V106H71V107H75ZM81 106V105H80ZM100 106H101V104H100ZM99 106V107H100ZM107 106V107H108ZM125 106V105H124ZM140 106H142L141 105V103H140ZM171 107L173 106V105H170ZM174 106H177V104L175 105L174 104ZM181 106V105H180ZM187 106V105H186ZM60 107H58V108H60ZM84 107H85V109H84ZM98 107V106H97ZM96 107V108H97ZM28 110H27V109ZM59 109L60 110V112H62V109ZM93 108H95V107H93ZM117 108V107H116ZM124 108H126V107H124ZM48 109V108H47ZM72 109V108H71ZM75 109H77V107H75ZM98 109V108H97ZM118 109H120V108H118ZM172 109V108H171ZM191 109V108H190ZM49 110V109H48ZM102 110V109H101ZM176 110V109H175ZM178 110V109H177ZM51 111V110H50ZM74 111V110H73ZM114 111V110H113ZM171 111V112H170ZM204 111V110H203ZM214 111V110H213ZM56 112H58V111H56ZM71 112V111H70ZM97 112V111H96ZM131 113H134V111L132 112V111H130ZM138 112H141V110H139ZM182 112V111H181ZM186 112V111H185ZM194 112V111H193ZM48 113V112H47ZM59 113V112H58ZM62 113V114H63ZM99 113H100V110H99ZM115 113V112H114ZM188 113H190V112H188ZM199 113V112H198ZM107 114H108V112H107ZM118 114V113H117ZM125 114H126V111H125ZM136 114V113H135ZM141 114V115H142ZM185 114V113H184ZM55 115V114H54ZM63 115V116H64ZM77 115H79V116H77ZM129 115V114H128ZM132 115V114H131ZM130 115V116H131ZM138 115V114H137ZM196 115H198V114H196ZM205 115V114H204ZM109 116V115H108ZM120 116V115H119ZM129 116V117H130ZM133 116V115H132ZM131 116V117H132ZM211 116V115H210ZM210 116H209V118L208 119H210ZM33 117V118H34ZM40 117V116H39ZM39 117H38V119H39ZM55 117V116H54ZM105 117V116H104ZM104 117H102V118H104ZM107 117V116H106ZM114 117H116V116H114ZM117 117H118V115H117ZM124 117V116H123ZM125 117H128L127 116V114L125 115ZM130 117V118H131ZM137 117V116H136ZM135 116H133V118H136ZM193 117V116H192ZM213 117V116H212ZM52 119H53V117H51ZM64 118V117H63ZM101 118V121L100 122H102L103 120H107V118H104V119H102ZM112 118H113V116H112ZM121 118V117H120ZM179 118L180 117H178L177 118V120H179ZM215 118V117H214ZM44 119V118H43ZM57 119V118H56ZM118 119H119V117H118ZM118 119H115L117 122L119 121ZM125 119V118H124ZM127 119V118H126ZM137 119V118H136ZM136 119H134V120H136ZM183 119V118H182ZM196 119V118H195ZM12 120V121H11ZM36 120V119H35ZM41 120V119H40ZM63 121H64V119H62ZM114 120V121H115ZM121 120H122V118H121ZM120 120V121H121ZM133 120V121H134ZM188 120V119H187ZM193 120V119H192ZM72 121H74V122H72ZM108 121L109 120H107L106 122H104V125L107 123L108 124ZM115 121V122H116ZM124 121V120H123ZM138 121V120H137ZM136 121V122H137ZM181 121V120H180ZM186 121V120H185ZM185 121H181V124H183V122H185ZM189 121H190V119H189ZM208 121V120H207ZM212 121V120H211ZM40 122V121H39ZM44 122V121H43ZM65 122V121H64ZM63 122V123H64ZM139 122V121H138ZM188 124H190L188 121H186ZM66 123V122H65ZM69 123V124H70ZM74 123V124H73ZM140 123V122H139ZM38 124H40V123H38ZM71 124H70V128L72 127L71 126ZM118 124V123H117ZM122 124H124V123H122ZM126 124V123H125ZM169 124V127L171 128L172 126L170 125V123H168ZM168 124H167V126H168ZM173 124H175V123H173ZM204 124V123H203ZM207 124H209V123H207ZM207 124H205V126H206V129H208L207 128ZM35 125V124H34ZM64 125V124H63ZM67 125V124H66ZM98 125V126H97ZM121 124H118V126H120ZM128 125V124H127ZM134 125V124H133ZM176 125V124H175ZM200 125V124H199ZM38 126V125H37ZM102 126V125H101ZM110 124L109 125H107V129L108 128H110ZM122 126V125H121ZM197 126V125H196ZM209 126H211L210 124H209ZM42 127H44V126H41V128ZM112 127V126H111ZM115 127H116V124H115ZM115 127H112V129L114 128V131H116V129H117V131H118V128H116L115 129ZM124 127H125V125H124ZM200 127H202V125L200 126ZM199 127V128H200ZM51 128V127H50ZM66 128V127H65ZM173 128H175V127H173ZM186 129H188V126L187 127H185ZM64 129V128H63ZM76 129H78V130H76ZM100 129V128H99ZM111 129V128H110ZM119 129H122L121 127H119ZM172 129V128H171ZM182 129V128H181ZM191 129V128H190ZM205 129V130H206ZM27 130V129H26ZM25 130V131H26ZM47 130V129H46ZM64 130H66V129H64ZM71 131H67L68 132V136H70L69 134H70V132H71V134H72V130H74V129H70ZM105 130V129H104ZM124 130L125 129H122V136L124 135L123 134V132H124ZM135 130V129H134ZM165 130V129H164ZM173 130V129H172ZM178 130V129H177ZM29 132H31V130H28ZM35 131V130H34ZM33 131V132H34ZM44 131V130H43ZM113 131V130H112ZM113 131V132H114ZM194 131H196V130H194ZM199 131V130H198ZM45 132V131H44ZM50 132H51V130H50ZM109 130H107V135H106V138H107V136L109 137ZM166 132V131H165ZM175 132V131H174ZM200 132V131H199ZM210 132V131H209ZM112 133V132H111ZM119 133V134H120ZM145 133V135L143 136V134ZM181 133V132H180ZM195 133V132H194ZM28 134V133H27ZM26 134V135H27ZM42 134V133H41ZM113 134V133H112ZM114 134H115V132H114ZM128 134V133H127ZM172 134V133H171ZM205 134V133H204ZM203 134V135H204ZM16 135V136H15ZM25 135V134H24ZM49 135V134H48ZM54 135V134H53ZM125 135H126V133H125ZM124 135V136H125ZM208 135V134H207ZM60 136V135H59ZM114 136V135H113ZM127 136V135H126ZM136 136V135H135ZM204 136H206V134L204 135ZM50 137H51V135H50ZM118 136H116L115 135V138H117ZM128 137H129V135H128ZM138 137V136H137ZM155 137V138H156ZM191 137V136H190ZM74 137H72L71 139H73ZM110 138V137H109ZM109 138H107V139H109ZM114 137H113V139H115ZM118 138H121V137H118ZM130 138V137H129ZM129 138H127L126 137V139H125V137L123 138V139H125V140H123L122 139V142L124 143V147L122 148L121 146H120V151L122 152V151H124V150H121V148L122 149H124L125 148V142L127 141L128 142V140H129ZM136 137H134V139H135ZM17 139V138H16ZM70 139V140H71ZM111 139V141H112V138H110ZM173 139V138H172ZM188 139V138H187ZM197 139H198V137H197ZM20 139H18L17 141H19ZM51 140V139H50ZM54 140V139H53ZM76 140V139H75ZM116 140V139H115ZM118 140V139H117ZM115 141V143L114 144H116L117 142L119 143V141L121 142V140H119V141ZM131 140V139H130ZM138 140H139V138H138ZM145 140V139H144ZM148 140V139H147ZM200 139H198L197 141H199ZM200 140V141H201ZM207 140H208V142H207ZM226 140V141H225ZM73 141V140H72ZM72 141H70V143L72 142ZM107 141V140H106ZM172 141H174V142H172ZM190 141V140H189ZM197 141H195V142H197ZM42 142H45V141H42ZM55 142H56V140H55ZM65 142H67V141H65ZM76 142V143H77ZM114 142V141H113ZM130 142V141H129ZM134 142V141H133ZM205 142V143H204ZM226 142V143H225ZM14 143V142H13ZM21 143V142H20ZM63 143V142H62ZM73 143V142H72ZM109 143V142H108ZM148 143H149V141H148ZM45 144V143H44ZM56 144V143H55ZM75 144V143H74ZM119 144H121V143H119ZM119 144H118V146H119ZM141 144V143H140ZM143 144V143H142ZM17 146H21V145H19V144H16ZM60 146V144H57L56 146ZM76 145V144H75ZM77 145V146H78ZM138 145V144H137ZM146 145H148V144H146ZM149 145H153V144H150L149 143ZM157 145V144H156ZM7 146H11L10 147V149L8 148L7 149ZM17 148V150H16V148ZM45 146H46V144H45ZM73 146V145H72ZM105 146V145H104ZM127 146V145H126ZM195 146V145H194ZM32 147H33V149H32ZM74 148H75V146H73ZM81 146L79 145V147H78V149H81L80 148ZM128 147H130V146H128ZM127 147V148H128ZM134 147V146H133ZM142 147H143V145H142ZM141 147V148H142ZM144 147H145V145H144ZM193 147V146H192ZM13 148H15V149H13ZM50 149H51V147H49ZM106 148V147H105ZM139 147H137V149H138ZM20 149H24L23 150V152L20 150ZM54 149V148H53ZM83 149H81V151L83 150ZM140 149V148H139ZM148 149V148H147ZM150 149V148H149ZM148 149V150H149ZM44 150H46V149H44ZM52 150V149H51ZM51 150H50V154H51ZM55 150H57V149H55ZM54 150V151H55ZM62 150V149H61ZM197 151H199L200 152V150L199 149H196ZM196 150H195V153H197L196 152ZM229 150V149H228ZM34 151V152H33ZM41 151H42V149H41ZM53 151V150H52ZM72 151H73V149H72ZM71 151V153H72V155H74L75 156V154L74 153H76V156H77V152H79V151H76V149H75V151H73L72 152ZM80 151V154L81 155H83L84 153H83V151L81 152ZM104 151H105V149H104ZM119 151V150H118ZM125 151L127 152V149H125ZM145 151V150H144ZM150 151V150H149ZM154 151V149H151V152H150V154L151 153H154L153 152ZM6 152V153H5ZM56 152V151H55ZM68 153L70 152V151H67ZM100 152V153H99ZM130 152V151H129ZM139 152V151H138ZM202 152V153H203ZM227 152V151H226ZM60 153V152H59ZM64 153V152H63ZM144 153V152H143ZM201 153V152H200ZM201 153V154H202ZM47 154H48V152H47ZM67 154V153H66ZM79 154V153H78ZM79 154V155H80ZM125 154H127V153H125ZM129 155L131 154V153H128ZM197 154H199V153H197ZM196 154V155H197ZM226 154V153H225ZM53 155H55V156H58L57 154H54L53 153ZM61 155V154H60ZM134 155V154H133ZM52 156V155H51ZM70 156H71V154H70ZM84 156V155H83ZM85 156H87V155H85ZM99 156V155H98ZM99 156V157H100ZM101 156V157H102ZM107 156V159L105 158ZM122 156V155H121ZM128 156V155H127ZM140 156V155H139ZM138 156V157H139ZM147 157H151L152 156V154L151 155H149L148 156V154L146 155ZM42 157V156H41ZM48 157V156H47ZM68 157V156H67ZM100 157V159L102 160V158ZM113 157V158H112ZM143 157V156H142ZM146 157V159H148ZM154 157V156H153ZM153 157H151V158H153ZM38 159H40L39 157H37ZM43 158L44 157H42V159L41 160H43ZM50 157H48L47 159H49ZM58 158H59V156H58ZM62 158V157H61ZM61 158H60V162H61V164H62V161H61ZM66 158V157H65ZM116 159V161L114 162V161H111V159ZM120 158V157H119ZM124 158L125 157H123V160H124ZM129 158V157H128ZM150 158V159H151ZM198 158V159H197ZM230 158V159H229ZM55 159H56V157H55ZM70 160L72 159L71 157L69 158ZM57 160V159H56ZM55 160V161H56ZM63 160V159H62ZM66 160V159H65ZM64 160V161H65ZM84 160H85V158H84ZM83 160V161H84ZM89 160H91V159H89ZM88 160V161H89ZM234 160V159H233ZM233 160H232V162H230L231 163V165L233 164ZM73 161V160H72ZM92 161V160H91ZM91 161H89V162H91ZM94 161V160H93ZM92 161V162H93ZM96 161V160H95ZM110 161H111V163H113L114 162V164L115 163H117L115 166H114V164H110ZM148 161V160H147ZM67 162V161H66ZM77 162V161H76ZM79 162V161H78ZM81 162V161H80ZM87 161H85V163H86ZM88 162V163H89ZM151 163H152V161H150ZM149 162V163H150ZM43 163V162H42ZM65 163V162H64ZM97 163V164H96ZM120 163H122V164H120ZM150 163V164H151ZM152 163V164H153ZM227 164V165H224V167H222L223 166V164ZM229 163V164H230ZM44 164V165H45ZM78 164V163H77ZM80 164V163H79ZM83 164V163H82ZM131 164H133L132 162H131ZM151 164V165H152ZM70 165V164H69ZM71 165H73V164H71ZM84 165V164H83ZM110 165H113L114 167H115V169L116 170H114V171H117L119 168H121V170L123 169H125L126 167H128V169L127 170H124V172H122L120 169V171L118 172L117 171V173L116 172H114V171H110V170H113L114 168H113V166L112 167H110ZM129 165V166H128ZM73 166H75V165H73ZM72 166V167H73ZM117 166H121V167H117ZM148 166H150V165H148ZM64 167V166H63ZM83 167V166H82ZM94 167L96 168V169H94ZM124 167V168H123ZM145 167V166H144ZM150 167H152V166H150ZM150 167H147L148 169L150 168ZM232 167H234L233 169L235 170V166H232ZM40 168V167H39ZM42 168V167H41ZM80 167H78L77 169H79ZM102 170H101V169ZM110 168H112V169H110ZM129 168L130 169H132V171L133 170H135L136 172H138V173H136V174H142V175H139V176H142V177H144V178H142V179H139L140 177L139 176H136V174H134L133 175V173H134V171H133V173H130V171L131 170H129ZM153 168V167H152ZM152 168H151V170H152ZM222 168V169H221ZM226 168V167H225ZM46 169H48L47 171H49L50 173L51 172H53L54 174L52 175V173L50 174V173H48L47 171L45 172V170ZM59 169V170H58ZM69 169V168H68ZM71 169V168H70ZM92 169H94V170H92ZM147 169V170H148ZM64 170V169H63ZM88 170V169H87ZM86 170V171H87ZM224 170H227L228 172H229V170H228V168L227 169H224ZM234 170H233V172H234ZM68 171V170H67ZM78 171V170H77ZM77 171H75L76 173H78ZM129 171V172H128ZM131 171V172H132ZM146 171V170H145ZM150 171V170H149ZM159 171V172H158ZM207 171H208V173H207ZM43 172L44 173H46L47 174V177H45V176H43V175H45V174H43ZM65 172V171H64ZM88 172V171H87ZM152 172V171H151ZM230 172H232V171H230ZM229 172V173H230ZM232 172V173H233ZM41 173L43 174L42 176H41ZM59 173V172H58ZM57 173V174H58ZM62 173H63V171H62ZM69 173V172H68ZM95 173V172H94ZM106 173V174H105ZM120 175H119V174ZM130 173V174H129ZM182 173H186V175L187 176H185V175H182ZM225 173H226V171H225ZM235 173V172H234ZM67 174V173H66ZM71 174V173H70ZM79 174V173H78ZM96 174V173H95ZM123 174H124V176H123ZM128 174H129V176H128ZM147 174V173H146ZM156 174V173H155ZM51 176V177H49V176ZM67 175H69V174H67ZM75 174H73V176H74ZM90 175V176H89ZM92 175V176H93ZM106 175H110L109 177H111L112 178V176L111 175H115V177L117 178V180L115 181V179L113 180V178L111 179V178H109L108 176L106 177ZM116 175H118V176H120V178H118ZM65 176V178H67L66 177V175H64ZM91 176V177H92ZM121 176H123V177H121ZM147 176H148V178H147ZM231 176H232V174H231ZM237 176V175H236ZM41 177H43V178H41ZM71 177V176H70ZM127 177V179H125V178ZM133 177H135L136 179H134L133 180ZM139 177V178H138ZM145 177L148 179H145ZM229 177V176H228ZM233 177V176H232ZM234 177H235V175H234ZM233 177V178H234ZM68 178H69V176H68ZM98 178V179H97ZM105 178H108L109 180H108V184L107 185H111V183H113L112 185H111V187H106V186H104V185H106L105 184ZM125 179L124 180V182L125 183H127L125 186H124V188L121 186V185H123V180H122V182H121V184L119 183L120 182V180L121 179ZM153 178V177H152ZM236 178V177H235ZM58 179V178H57ZM99 180L100 179V181H97L96 182V180ZM118 179H120V180H118ZM138 179V180H137ZM67 180H69V179H67ZM71 180V179H70ZM87 180L85 181V182H83L84 184L85 183H88L87 182ZM111 180V181H110ZM136 180V181H135ZM151 180V181H150ZM154 180V179H153ZM77 181H78V179H77ZM107 181V180H106ZM111 183H110V182ZM113 181H115V182H113ZM119 181V182H118ZM147 181L148 182H150L149 184L147 183ZM68 181H66L65 183H67ZM76 182V181H75ZM99 182V183H98ZM224 182H227L226 180L224 181ZM65 183H63V186H65ZM70 183V182H69ZM71 183H72V181H71ZM70 183V184H71ZM98 183V184H97ZM114 183H117V184H115L114 185ZM118 183L120 184V187L123 189L122 191L120 190L121 188L119 187V185H118ZM68 184V183H67ZM74 184V183H73ZM73 184H71V186H74ZM78 184H80V183H78ZM83 184V186H84V190H85V186H87L86 184L84 185ZM225 184V183H224ZM229 184V186L230 185H232L231 183H229V181L227 182V185ZM69 185V184H68ZM82 184H80V186H81ZM92 185V186H93ZM117 186L118 185V187H116V190H114V192L112 191V189H113V187L114 186ZM226 185V184H225ZM63 186H60V187H63ZM70 186V187H71ZM79 186V185H78ZM69 187V188H70ZM75 187V186H74ZM74 187H72V189L74 190ZM82 187V186H81ZM104 187V188H103ZM106 187V188H105ZM132 187V186H131ZM210 187H208V188H210ZM215 187V188H216ZM234 187V186H233ZM64 189L66 188V186L65 187H63ZM68 188V187H67ZM68 188V189H69ZM75 188H77V186L75 187ZM92 188V187H91ZM118 188V189H117ZM120 188V189H119ZM52 189V190H51ZM54 189V190H53ZM82 189V188H81ZM89 189V188H88ZM88 189H86L85 191L86 192H88L89 190ZM115 189V188H114ZM132 189V188H131ZM131 189H130V193H131ZM230 189V188H229ZM71 190V189H70ZM69 190V191H70ZM78 190H80L79 189V187H78ZM117 190H118V192L119 193H117ZM121 191V193H123V195L120 193V191ZM126 190H128L127 192H126ZM214 190H216V189H214ZM214 190H213V192H214ZM48 191H51V192H48ZM52 191H54L55 193H57L56 195H59V199L55 196V199H54V197H53V192ZM66 191H67V189H66ZM75 191V190H74ZM74 191H73V193H74ZM211 191H212V188H211ZM211 191H209V192H211ZM68 192V191H67ZM71 192H72V190H71ZM76 192V191H75ZM79 192V191H78ZM78 192H76V194L78 193ZM85 192V195L87 194ZM96 192H94L95 194H93V195H97V193ZM117 194H116V193ZM208 192V191H207ZM50 193V194H49ZM59 193V194H58ZM82 193H83V190H82ZM89 193H91V192H89ZM115 194V196H117L118 194H120V195H118V196H120L121 197V199L123 198V200H121V199H119L120 197H118V200H120V201H123V202H121V203H123V204H117V203H119L120 201H118V200H116V202H115V198H117V197H115V196H113L114 194ZM40 194V195H39ZM47 194H49L50 196H52V198L51 197H49V198H51V199H47L46 198V195ZM65 194H67V193H65ZM64 194V195H65ZM76 194L74 195L75 197H73L72 195V193H69L68 195V199L66 198V196H65V201L67 202V205H69L70 204V202L72 203L74 200V198H76ZM79 194V193H78ZM205 194H207L208 195V193H205ZM48 195V196H49ZM55 195V194H54ZM63 195V196H64ZM70 195H71V198H70ZM85 195H84V193H83V196L85 197ZM109 195V196H108ZM125 195V196H124ZM79 196V195H78ZM77 196V197H78ZM82 196V198H84ZM113 196V197H112ZM122 196H124V197H122ZM132 196V195H131ZM73 197V198H72ZM109 197V198H108ZM112 197V198H111ZM88 198V197H87ZM86 198V199H87ZM90 198L92 199V203L94 202L93 200V198H94V196H91L90 195ZM89 198V199H90ZM95 198H96V196H95ZM129 198V197H128ZM131 198V197H130ZM199 198V197H198ZM30 200V202H28V200ZM61 199V200H60ZM69 199H72V200H69ZM97 199V198H96ZM104 199H106L105 201H104ZM114 200V201H112V200ZM32 200V201H31ZM46 200H48V201H46ZM67 200H69V201H67ZM76 200H78V199H75V201ZM82 201H83V199H81ZM88 200V199H87ZM107 200H109V202H111V203H109ZM118 201V202H117ZM135 201V200H134ZM133 201V199H132V202H134ZM69 202V203H68ZM84 202V201H83ZM91 202H89V200H88V202L86 203V201H85V203H86V205H84V203H82V206L84 205V206H89V208H91L90 207V204H92ZM97 202V201H96ZM96 202H94V203H96ZM220 202V201H219ZM62 203V202H61ZM135 203V204H136ZM209 205H208V204ZM59 204H60V202H59ZM59 204H57L58 206H59ZM64 204V203H63ZM89 204V205H88ZM104 204V205H105ZM132 204V203H131ZM145 205L144 207H146V210L147 211H145L144 212V210H143V214H139L138 212H140V210H138L139 209V207L141 206V205ZM151 204V205H150ZM154 204V205H153ZM206 204H207V207H206ZM218 204V203H217ZM72 205V204H71ZM74 205V204H73ZM76 205H78V204H76ZM94 205V204H93ZM107 205V204H106ZM105 205V206H106ZM132 205H134V204H132ZM131 205V206H132ZM147 205L149 206V207H147ZM197 204H195V206H196ZM219 205H221V204H219ZM54 206V205H53ZM52 206V207H53ZM83 206V208H85ZM95 206V205H94ZM96 206H98V205H96ZM100 206V205H99ZM99 206H98V208H99ZM116 207L115 206V209L116 208H120V207ZM43 207V208H44ZM49 207V206H48ZM56 206H54V208H55ZM66 207H69V206H66V205H63V208L64 209H66ZM73 206H71V207H69L68 208V210L69 209H71ZM110 208L108 205L106 206V208ZM123 207H125V206H123ZM143 207V206H142ZM143 207V209H145ZM42 208V207H41ZM42 208V209H43ZM45 208H47V207H45ZM59 208V207H58ZM61 208H62V206H61ZM77 208V207H76ZM81 208V207H80ZM88 208V207H87ZM88 208V209H89ZM105 208V210L107 211V210H111V212L109 211V214H112V211H116L115 209L113 210L112 208L111 209H106ZM189 208V209H188ZM195 208V207H194ZM36 209V210H35ZM48 209L49 208H47V211H48ZM93 209V208H92ZM91 209V210H92ZM94 209H95V207H94ZM101 208H99V210H100ZM122 209V208H121ZM125 209V208H124ZM128 209H130V207L128 208ZM127 209V207H126V209H125V213H124V217H125V219H128V212H129V210ZM132 209V208H131ZM197 209V208H196ZM211 209V210H210ZM35 210V211H34ZM44 210H46V209H44ZM71 210H73V208L71 209ZM80 210V209H79ZM82 210H85V209H82ZM96 211H98V209H95ZM94 210V211H95ZM102 210L104 211V209L102 208ZM120 210V209H119ZM128 210V212H126ZM194 211H196L195 209H193ZM46 211V212H47ZM53 212L52 210H51V208L49 209V212ZM67 210H65L64 211V214H62L63 212H58V213H60L61 214V216L59 215V214H57L56 216H57V218H58V216H59V218H61L63 215L65 216V215H67L68 213H69V211L68 212H66ZM89 211V212H88ZM87 212L90 214V210H88ZM121 211H124V210H121ZM119 212V213H117L118 215H120V213H122V212ZM133 211V210H132ZM131 210H130V213H129V215L131 214V212H132ZM156 211V212H155ZM220 211V210H219ZM48 212V213H49ZM67 214H66V213ZM77 212V211H76ZM76 212H74V213H76ZM85 212H86V210H85ZM91 212H93V210L91 211ZM118 212V211H117ZM73 213V214H74ZM84 213V211H82V215H80L81 217L85 214H83ZM99 213V212H98ZM98 213H97V215H98ZM105 213H107V216L109 215L108 214V211L107 212H104L103 214H104V216L102 215V216H97V218H98V221H99V217H101V218H103V217H107V216H105L106 214ZM114 213V212H113ZM132 213H134V212H132ZM141 213H142V208H141ZM213 213V214H212ZM40 214H42V213H40ZM49 214H51V213H49ZM55 214V213H54ZM70 214V213H69ZM72 214V213H71ZM70 214V215H71ZM116 214V212L114 213V215H117ZM43 215V214H42ZM53 214H51V216H52ZM100 215V214H99ZM118 215L116 216L117 218H118ZM126 215V216H125ZM132 216H130V217H133V214H131ZM138 215H136V216H138ZM151 215V214H150ZM213 215H215V216H213ZM41 216V215H40ZM55 216V217H56ZM63 216V217H64ZM67 216H69V215H67ZM76 216V215H75ZM79 216V217H80ZM90 216H92V215H90ZM96 216V215H95ZM111 216V215H110ZM110 216H108V217H110ZM123 215H120L119 216V218L120 217H122ZM141 216H139V217H141ZM198 216V215H197ZM35 217V218H34ZM50 217V216H49ZM62 217V218H63ZM81 217H80V219H81ZM83 217H85L86 218V215H84ZM87 217H88V219L87 220H89V216L87 215ZM115 217V216H114ZM115 217V218H116ZM127 217V218H126ZM130 217H129V219H130ZM138 217V218H139ZM148 217V216H147ZM149 217V218H150ZM66 218V217H65ZM73 217H71L69 220H71ZM84 218V219H85ZM95 218V217H94ZM93 218V219H94ZM96 218V219H97ZM100 218V219H101ZM112 218V217H111ZM116 218V221L117 220H120L119 218L117 219ZM197 218V217H196ZM51 219H52V217H51ZM67 219V218H66ZM80 219L78 218V221H80ZM91 219V218H90ZM104 219H106V218H103V220ZM110 219V218H109ZM114 221H113V220ZM112 219H110L111 220V223H114L115 222V224L113 225V227H115V226H120L121 227V222H122V220L123 221H125L124 223H126V221H127V223H129L128 222V220H124L123 218H122V220H121V222L120 223H118L117 224V222L115 221V219L114 218H112ZM133 219V218H132ZM131 219V220H132ZM135 219V218H134ZM133 219V220H134ZM44 220H47L46 218L44 219ZM56 220V219H55ZM60 220V219H59ZM82 221H84L83 219H81ZM86 220V219H85ZM108 220V219H107ZM131 220H129V221H131ZM194 220V219H193ZM198 220V219H197ZM201 220V219H200ZM220 220V219H219ZM218 220V221H219ZM39 221L41 222V223H39ZM62 222H63V220H61ZM66 221V220H65ZM76 221H77V218H76ZM82 221H80V223L82 224ZM92 221V220H91ZM94 221H96L95 219H94ZM105 221V220H104ZM113 221V222H112ZM138 221V222H137ZM137 221H135V223H136V225H138V227L137 228H140V223H139V220H137ZM196 220H194V222H195ZM48 222V221H47ZM60 222V221H59ZM59 222H57V223H59ZM109 222V221H108ZM134 222V221H133ZM133 222H130V223H133ZM221 221H219L218 223H220ZM45 223V222H44ZM53 222H51L50 224H52ZM74 223H76V222H74ZM73 223V220H72V224H74ZM83 223H85V222H83ZM86 223H88V221L86 222ZM92 223V222H91ZM96 223H97V221H96ZM98 223H100V222H98ZM105 223V222H104ZM123 223V222H122ZM124 223L122 224L123 226H124ZM126 223V224H127ZM138 223V224H137ZM65 224V223H64ZM63 224V226H62V228H63V231H64V229H65V225ZM67 224V223H66ZM68 224H70V225H72L71 224V222H69ZM79 222L76 224V226L77 227H79V225H81V224H79ZM90 224V223H89ZM92 224H94V222L92 223ZM91 224V225H92ZM107 226H108V224H107V222L105 223ZM104 224V225H105ZM117 224V225H116ZM120 224V225H119ZM134 224V223H133ZM133 224H129V227H130V225H133ZM198 224V223H197ZM196 224V225H197ZM221 224V223H220ZM220 224L218 225V228H222L221 226H220ZM75 225V224H74ZM73 225V227H76V226H74ZM96 225V224H95ZM128 225V224H127ZM43 226V225H42ZM47 226V225H46ZM53 227L55 226V225H52ZM52 226H51V228H52ZM57 227L59 226V225H56ZM82 226H83V224H82ZM85 226H87V224L86 225H84V227ZM97 226V225H96ZM110 226H111V228H113L112 227V224H110ZM117 226V227H118ZM122 226V227H123ZM135 225H133L132 227H134ZM198 227H199V225H197ZM202 225H200V227H201ZM41 227V226H40ZM44 227H45V225H44ZM57 227H54L55 228V230L54 231H56V228ZM60 227H61V225H60ZM59 227V228H60ZM83 227V228H84ZM99 227V226H98ZM97 227V228H98ZM106 227V226H105ZM109 227V226H108ZM108 227H106V229H108ZM120 227H118V228H120ZM131 227V228H132ZM151 227H152V225H151ZM39 230H38V229ZM53 228V229H54ZM62 228H60L61 230H62ZM70 228V227H69ZM72 228V227H71ZM82 228V229H83ZM90 228V227H89ZM93 227H91L90 228V231H91V229H92ZM99 228H101L100 230H102V228L103 227H101V225H100V227ZM116 228V227H115ZM117 228V229H118ZM126 228H127V226H126ZM130 228V229H131ZM137 228H135V229H137ZM79 229V228H78ZM82 229H81V231H82ZM85 229V228H84ZM87 229V228H86ZM117 229H116V231H117ZM123 229V228H122ZM134 229V228H133ZM151 229V228H150ZM156 229L158 230V228L156 227ZM155 229V226H154V229H153V227H152V229L151 230H156ZM213 229H215V226L213 227ZM224 229L225 228H223V231H224ZM49 230V229H48ZM47 230V231H48ZM58 230V229H57ZM60 230V231H61ZM66 230V229H65ZM71 230V229H70ZM99 230V231H100ZM109 230H111V229H109ZM113 230H115L114 228H113ZM113 230L112 231H108L107 233L109 234V235H111L110 234V232L111 233H113ZM127 230V229H126ZM132 230V229H131ZM140 230H137L136 231V233L135 234H137V232L139 233V231ZM42 231V230H41ZM63 231H61V232H63ZM67 231H68V229H67ZM67 231L65 232L64 231V233H58L60 236L61 235H64L65 233L67 234ZM76 231V230H75ZM80 231V232H81ZM84 231H86V230H84ZM93 231V230H92ZM98 231V232H99ZM104 231V230H103ZM102 231V232H103ZM150 231V232H149ZM195 231H196V228H195ZM195 231H194V233H195ZM200 231V232H201ZM219 232H220V229L218 230ZM1 232V233H2ZM44 232V231H43ZM69 232V231H68ZM79 232V231H78ZM79 232V233H80ZM97 232V231H96ZM122 232H124L123 230H122ZM129 231H126L125 233H124V237H125V234L127 235V233H128ZM156 232L157 231H155V234H156ZM225 232V231H224ZM45 233V232H44ZM48 233H50V232H48ZM51 233H52V231H51ZM54 233V232H53ZM57 233V232H56ZM88 233H90V232H88ZM87 233V231H86V233H85V235H89ZM93 233H95V231L93 232ZM103 233H106V232H103ZM130 233V232H129ZM129 233H128V235L127 236H129ZM143 233L142 234H140L139 233V235H143ZM154 233V232H153ZM65 234V235H66ZM72 234V233H71ZM78 234V233H77ZM92 234V233H91ZM90 234V235H91ZM98 234V233H97ZM114 234V236H115V234H116V232L115 233H113ZM131 234H134L133 232H131L130 233V236H131ZM134 234V235H135ZM216 234V233H215ZM220 234V233H219ZM40 235H41V237H40ZM48 235V234H47ZM46 235V237L47 238H49L48 236ZM56 235V234H55ZM58 235V236H59ZM76 235V234H75ZM74 235V236H75ZM79 235V234H78ZM81 235H84V234H81ZM90 235L88 236V237H90ZM93 235V234H92ZM100 235V234H99ZM116 235H120L119 236V240L121 241V246L123 247V248H125V252H123V253H125V254H129V253H131V254H129V256H130V258H131V260H133L134 259V261L137 259V261H135V264H136V262H138V260H140L137 264H140L142 261H141V259H138L139 257L140 258H142L141 256H139L137 253H134L136 250H134L135 248L134 247H137L138 248V246H136V245H134L135 244V242H138L139 243V241H137V239L134 237V235L132 236V237H130L129 236V238L127 237V239H130V240H128V242L129 243H132L131 241H133V244H131V246H130V244H129V246L130 247H132V248H134V249H131V251L132 252H130L129 250H130V248L129 247H127V246H125L127 243H125L126 241H127V239H126V237L124 238L125 240L123 241V238H122V235L121 234H116ZM147 235V237L145 238V236ZM149 235V236H148ZM195 235H198L199 236V233L198 234H194V236ZM52 236V235H51ZM54 236V235H53ZM52 236V237H53ZM57 236V237H58ZM71 236V235H70ZM69 236V237H70ZM80 236V235H79ZM94 236H96V235H94ZM102 235H100V237H101ZM103 236H105L104 234H103ZM111 236H113V235H111ZM113 236V237H114ZM135 236H137L138 237V234L137 235H135ZM158 237V234H156L155 235V238H157ZM16 237H14V238H16ZM46 237H44L43 239H45ZM77 237V236H76ZM76 237H74V238H76ZM82 236H80V238H81ZM87 237V238H88ZM110 237V236H109ZM108 236H107V238L105 239V243H107V245L108 244H110V242L108 243V238H109ZM113 237H111V238H113ZM134 237V238H133ZM140 237V236H139ZM158 237V238H159ZM187 237V238H186ZM214 237V236H213ZM221 237V236H220ZM41 238V239H40ZM47 238L45 239V240H47ZM51 238V237H50ZM54 238H55V236L52 238L53 240H54ZM61 238H65V236L64 237H62L61 236ZM73 238V239H74ZM84 238V237H83ZM81 239V240H86V236H85V238L84 239ZM115 238V237H114ZM120 238H122V239H120ZM131 238H133V239H131ZM144 238V239H143ZM155 238H153L154 240H155ZM157 238V239H158ZM199 239H200V237H198ZM198 238H197V240H198ZM209 239V241H207L208 239ZM66 239H68V238H66ZM91 239V238H90ZM101 239H102V237H101ZM100 239V240H101ZM116 239V240H115ZM115 239H113V240H115L116 242L118 241V243H115V241H114V243L115 244H119V240L117 239V238H115ZM45 240H43L46 244L48 243L47 241H45ZM49 240V239H48ZM92 240H94V239H92ZM109 240H110V238H109ZM112 240V241H113ZM134 240H135V242H134ZM152 240V239H151ZM153 240V241H154ZM3 241V240H2ZM2 241H0L1 243H2ZM42 241V242H43ZM58 241V240H57ZM60 241V240H59ZM65 241V240H64ZM69 241V240H68ZM75 241H78V238L75 240ZM88 241V240H87ZM90 241V240H89ZM96 241V240H95ZM97 241H98V235H97ZM104 241V240H103ZM122 241L124 242V246L122 245ZM144 241V242H145ZM51 242H53L54 243V241H51ZM86 242V241H85ZM85 242H84V244H85ZM94 242V241H93ZM100 242H102V241H100ZM143 242V243H144ZM166 242L164 243V245L166 244ZM0 243V244H1ZM5 243H7V242H5ZM5 243H2L3 245L5 244ZM9 243V242H8ZM12 243V242H11ZM39 243H41V244H43V245H41V246H39L40 244ZM50 243V242H49ZM62 243V242H61ZM60 243V244H61ZM80 243V242H79ZM82 243V242H81ZM88 243H90V242H88ZM92 243V242H91ZM138 243H137V245H138ZM195 243V244H194ZM210 243L212 244L213 242L212 241H210ZM1 244V245H2ZM57 244V243H56ZM73 244H74V242H73ZM78 244V243H77ZM87 244V243H86ZM102 244V243H101ZM194 244V245H193ZM198 244V243H197ZM210 244V246L208 247L207 246V249H209L212 245ZM214 244V243H213ZM1 245H0V247H1ZM3 245H2V247H3ZM18 245H20V244H18ZM52 245V244H51ZM54 245H55V243H54ZM53 245V246H54ZM59 245V244H58ZM92 245V244H91ZM100 245V244H99ZM106 245V244H105ZM106 245V246H107ZM133 245V246H132ZM217 245V244H216ZM21 246V245H20ZM43 246V247H42ZM47 246V245H46ZM64 246V245H63ZM80 246V245H79ZM85 246V245H84ZM87 246H89V245H87ZM93 246V245H92ZM95 246V245H94ZM91 247V248H94V250L93 251H95V247ZM97 247H98V245H96ZM106 246H104L105 247V249H106V251L108 252V249H112L111 247L110 248H107V247H109V245L106 247ZM117 247H120V244L119 245H116ZM143 246H145V244L143 245ZM143 246H142V244L140 245L139 244V248L138 249H140V247H142V249H143ZM163 246V245H162ZM194 246V248L195 249H192V247ZM1 247V248H2ZM6 247V246H5ZM39 247H41V248H39ZM51 247V246H50ZM66 247V246H65ZM83 247V246H82ZM82 247H80V248H82ZM96 247V248H97ZM100 247H101V245H100ZM104 247L102 246L101 247V249L103 250V252H104ZM117 247H114V248H116L115 249V251L117 250ZM215 247H217V246H215ZM221 247V246H220ZM55 248V247H54ZM54 248H52V249H54ZM72 248V247H71ZM73 250H75V248L76 247H74L73 246ZM79 248V249H80ZM85 248H87V247H85ZM126 248H128V252H127V250H126ZM20 248H19V250H21ZM43 249V250H44ZM60 249V248H59ZM77 249V248H76ZM82 249H84V247L82 248ZM88 250H86V251H88V252H90L89 251V248H87ZM100 249V250H101ZM211 249V248H210ZM219 250H220V248H218ZM81 250V249H80ZM80 250H79V252H80ZM98 250V249H97ZM101 250V251H102ZM113 251H114V249H112ZM111 250V251H112ZM124 250V249H123ZM214 251H216L215 249H213ZM9 251V250H8ZM23 251V250H22ZM23 251V252H24ZM44 251H46L47 252V255L45 254L46 252H43V256H49L48 255V251H47V249L46 250H44ZM54 251V250H53ZM59 251V250H58ZM62 251V250H61ZM66 251V250H65ZM65 251H63V253H65ZM69 251V250H68ZM76 251H78V250H76ZM105 251V252H106ZM114 251V252H115ZM74 252V251H73ZM73 252H72V254H73ZM97 252H99V250L97 251ZM106 252V253H107ZM119 252V251H118ZM220 251H218V253H219ZM39 253V254H38ZM52 253V252H51ZM62 253V252H61ZM82 253V252H81ZM87 253V252H86ZM109 253V255L111 254H113V252L112 253H110V252H108ZM153 253V254H152ZM214 253V252H213ZM11 254V253H10ZM45 254V255H44ZM65 254H67V253H65ZM83 254V253H82ZM85 254V253H84ZM83 254V255H84ZM89 254V253H88ZM119 254V253H118ZM138 255L139 257L137 258V256H134V255ZM155 254V255H156ZM217 254V253H216ZM32 255V256H31ZM55 255V254H54ZM58 255V254H57ZM62 255V254H61ZM76 254H74V256H75ZM78 255V254H77ZM101 255V254H100ZM103 255V254H102ZM106 256H107V254H105ZM110 255V256H111ZM132 255H133V257H135V258H133L132 257ZM215 255V254H214ZM220 255H221V253H220ZM1 256V255H0ZM12 256H14V255H12ZM52 256V255H51ZM65 256V255H64ZM80 256V255H79ZM109 256V257H110ZM116 256H117V253H116ZM129 256L127 255V257H128V259L127 260H129L130 258H129ZM218 256V255H217ZM217 256L215 257L216 258V260H217ZM53 257V256H52ZM56 257V256H55ZM55 257H54V259H55ZM72 257V256H71ZM114 258V255L113 256H111V258ZM118 257V256H117ZM116 257V258H117ZM146 257H143L144 259H146ZM213 257V256H212ZM222 257H224V256H222ZM0 258H3L2 256L0 257ZM67 258V257H66ZM74 258V257H73ZM119 258V257H118ZM117 258V259H118ZM143 258H142V260H143ZM156 258V259H155ZM209 258V257H208ZM211 258V257H210ZM227 258H228V260L232 263V264H235L236 262H237V259H236V257H235V255H234V252H232V251H230V252H228L227 253ZM4 259V258H3ZM13 259V258H12ZM12 259H11V261L9 260V261H7L6 260V258H5V261H6V263L5 264H11L12 263ZM15 259V258H14ZM76 259H78L77 257H76ZM115 259V258H114ZM213 259H214V257H213ZM222 259H225V258H222ZM2 260V259H1ZM0 260V261H1ZM45 260H47V259H45ZM110 260V259H109ZM164 262H163V261ZM216 260H215V262L213 263V264H216ZM219 261H220V258L218 259ZM111 261V260H110ZM116 261V260H115ZM115 261H113V262H115ZM119 261V260H118ZM133 261V262H134ZM214 261V260H213ZM212 261V262H213ZM15 262V261H14ZM40 262V263H39ZM70 262H72L71 260H70ZM120 262V261H119ZM129 262V261H128ZM211 262V263H212ZM221 262V261H220ZM0 263H2V264H4V261L3 262H0ZM74 263V262H73ZM75 263H77V262H75ZM116 263V262H115ZM127 263V262H126ZM132 262L130 261V264H131ZM210 263V262H209ZM210 263V264H211ZM218 263V262H217ZM15 264V263H14ZM70 264H72V263H70ZM129 264V263H128ZM132 264H134V263H132ZM145 264V263H144Z\"/></svg>", "mask_w": 264, "mask_h": 264}, {"label": "crops", "instance_id": "0c3cea01", "mask_svg": "<svg viewBox=\"0 0 264 264\" xmlns=\"http://www.w3.org/2000/svg\"><path fill=\"white\" fill-rule=\"evenodd\" d=\"M165 12L182 41L219 48L227 88L259 110L246 152L263 186L242 210L239 236L247 252L264 264V13L257 0H166Z\"/></svg>", "mask_w": 264, "mask_h": 264}, {"label": "built area", "instance_id": "2783aa9c", "mask_svg": "<svg viewBox=\"0 0 264 264\" xmlns=\"http://www.w3.org/2000/svg\"><path fill=\"white\" fill-rule=\"evenodd\" d=\"M209 59H210L212 67L216 69L217 68V64H216V61L214 60L213 56H209Z\"/></svg>", "mask_w": 264, "mask_h": 264}]
</instances>
